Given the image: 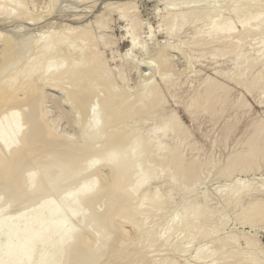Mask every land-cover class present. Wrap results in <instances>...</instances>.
I'll list each match as a JSON object with an SVG mask.
<instances>
[{"label":"rangeland","instance_id":"374dc122","mask_svg":"<svg viewBox=\"0 0 264 264\" xmlns=\"http://www.w3.org/2000/svg\"><path fill=\"white\" fill-rule=\"evenodd\" d=\"M32 1H33V3H31V8L33 9V7H34L33 4H35L36 7H37V12L38 13L40 12L39 14H42L40 16V18L37 19V21L33 20V19H31V21L27 20L25 18V16H26L25 14H24V18L22 17L23 14H21L22 15L21 17L23 19L21 17H20V19L17 18V17L16 18L15 17L7 18V16L4 17V15H0V29H1L0 33H2V34L5 33V38H4V34L3 35L1 34L0 40L2 38H4V40L6 38H8V40L11 39L13 41L12 44H11V40L9 41L10 42L9 44L11 45V46H9L8 42H7L8 41L7 39L5 40L7 43H5L4 40H1L0 41V47L3 45L2 43H4V45L5 44L8 45V46L5 45L6 47H11V49H13L15 47L14 45L16 44L17 47L14 48L15 52H17L18 47H19L18 50H20V49L22 50L21 53L24 52L23 54H21V53H19L20 51H18L19 54L18 53L17 54L19 55V57L15 53L14 54L15 56L13 55L12 58L10 57L11 60L9 58L10 61H8L6 59L10 64L8 62H6V65H5V63L3 64L4 61L0 58V62L2 60V63H1L2 65H0V67L3 66L0 69V71L2 70L0 78L3 77V76L4 77L5 76L6 77L7 76L8 77H14V75H11L13 73L12 71L16 69L14 67H17L19 64L23 63V64H21L19 66V68L17 67L18 70H19V72H18L19 75L17 74L18 70H16V72L14 71V73H13V74L16 73L17 75L15 74V76H17L18 78L14 77V78L10 79V78L7 77L5 79L3 77L4 79H2V78L0 79V83L3 80H5L4 81L5 83H7L6 81H8V83H9L8 84V89L6 87V90L9 93L5 89H3L4 85L2 86V84H4V82H2L0 84V87H2V89H3V90L1 89V91H0L1 92L0 93V112L1 113H3L4 111H6L9 108L11 102H9L7 100V98H10L12 94H14L13 96H15V94H16V96H19V97L21 95L25 96L23 98L21 97L19 99V97H18L16 99H18L19 101L22 102L20 107H19L20 108L19 110L21 112H24V111H26L28 109L27 108L28 107V101L26 99V95H27L28 91L31 90V87L28 88L31 85L30 84L28 85L29 82L28 83L26 82L28 78L25 76L26 74H25L24 70H25L27 64L30 63L34 67V72L35 73H34L33 76H37V80H35L37 83L34 80L31 81L32 78L30 79V83L35 82L34 84H32V86L33 85L35 86V84L37 85L38 83H44L43 88L45 90L41 89L40 93L42 92L41 94L45 96V99L47 98L46 101H45V105H46V108L49 110V118L52 119L53 123L55 122L56 126L55 125L54 126H55L57 132H59L58 134H56L57 136L59 135V137L56 138L55 137L56 135H54L53 138L55 140L57 139V140L63 141L67 137H71V139H73V137H74V140L76 141L77 147L74 148V150L70 151L72 153L74 152V154H73L74 156H77V155L86 156V154H88V153L94 156V155H96V153H98L100 151H104V150H106L109 147L112 149L115 145L118 146V144H119V146H123V147H121V149L123 148L124 149L123 151H125L126 146H129V147L131 146L129 144V143L132 142L131 141L132 140L131 136L136 134L135 131H136L137 128L140 129V127H141L143 129L142 132H140L139 129L136 132L138 133V131H139V133H142L140 135H143V138H144L143 140H146L145 137L146 138L149 137L150 136V132L154 131L155 129L159 130L160 128H162L164 123L161 124V122H165V120L167 119L166 117L169 116V115L175 118V122L181 123L183 128H184V130H186V127H187L188 130H186V131H189V132L185 133V135H184L185 138H183V140L180 138L181 140H179V142L184 143V144H181L180 151L182 150L181 152H183L184 154L186 153V156H187L186 159H190L189 161L187 160L185 162L188 165L192 164V172L186 171V170H184V172H183V169H181L179 167L178 168H174L173 166L170 167V165H169V163L167 161H166L167 163L160 161V163L162 162L161 164H163V165H161L159 163V158H158V161L157 160H153L154 157H156L155 152H153V147H149V149L147 148L148 150L152 149L151 152H153L152 154H150L151 153L150 151H148L149 153H147L148 154L147 155V157H148L147 161L149 162V164H148L147 161H146L147 163L145 162V160L147 158L146 157V153H145V151H147V149H146L144 152H141L143 157L142 156L140 157V155H141L140 154L137 158L134 159V160L139 162V164H138L139 166L137 165L138 162L135 163L136 161L133 163V165H134L133 166L131 163L134 160H132L130 162V165H129L130 168L128 170L126 168V170L124 171L123 174H121V176H117V175L113 176L114 173L112 175H110L111 174V170L110 169L108 170V168L105 167V166L102 167L104 169L100 168V170L102 169L100 177H101L102 180H105V181H103V183L106 182V181L107 182H111V180H112L113 183H114L113 184L114 188L112 186V183L110 184V183L106 182V184L109 185V187H110V189H107V192L106 191L105 192H101L100 195L98 196V198H96V199H94L92 201H87L88 205H89V203H91L89 206L87 205V202L84 203V206L87 205L90 208H94V209L90 210V212L91 211H93V212H91V213L89 212L90 214H92L93 217L91 216L92 221H91V218L88 220L89 224L87 222V227L91 223L93 225H95V227L93 228L92 227L93 225L91 224L92 228L90 226L88 227L90 229L88 230V233L86 232V236L88 234V237H92V238H90V239H92V243H96V245H93V246H94V248H97L103 242V239L101 238L102 236L104 238L105 235L106 236L108 235L107 234L108 232L112 233V232L115 231V233L116 232L117 233L116 234L113 233V235H111V236H113V238H114L113 240L114 241L107 248L108 251L106 250L105 254L102 257H100V259L99 258H94V257H89V258H86L85 260L79 261V264H153V260L154 259H155L154 260V264L155 263L156 264L157 263L158 264H162V262H160V261H163V259H164L163 263L165 262L164 264H170V261L172 262V260H178L179 262L181 261L180 264H182V263L183 264H199V262H203L204 261V260L200 261L202 258L205 259V262H207V264L211 263L210 260L212 259V261H213V258L215 259L214 262L215 263L217 262L216 264H219L218 262H221L220 264H222V263L223 264H231L233 261H234L233 262L234 264H237V263L238 264H243L244 263L243 260H245V264H250V263L253 262L251 260V258L252 259L255 258V261H257V259L263 260L262 262L264 264V256H263L264 255V222L263 221L261 222V220L258 221L256 219V213H254V211H256L255 209H259V206L262 205V202L264 203V200H262V199H264V192H258L260 188L261 189L264 188V144H263L264 143V135H263L262 143L258 144L259 146L255 145V147L253 146V148H252V147H249L248 144L246 143V139H247V136L249 135V129L251 128V126H253V125L258 123L259 126H262V128H264V96H263L264 95V92H263L264 91V84H263L264 81H263V79H261L262 81L259 82L260 78L264 77V69H263L264 68V61H263L264 60V47H263L264 46V20H262V17L264 18V16H263L264 15V12H263V7L264 6L262 7V6H259V5L257 6L256 5V8L255 9L253 8L252 11H251V7L248 5L249 3H248L247 0H245L244 3H243V0H242V2H241V0H239V3L241 2L240 4L238 3L237 0H234V1H237L238 4L231 2L232 5L236 4L237 7L236 6L235 7L237 9H235V7L232 9L233 6H231V4L229 3L230 2L229 0H193L194 2L192 0H187V1L186 0H173L170 3H168V4H166V0H56V1L54 0V2L52 1L51 3L48 0H32ZM246 1H247V3H246ZM250 1H253V2L256 1V3H257V1H259L258 4H260V0H249V2ZM207 3H209V4H207ZM261 3L264 4V0H261ZM228 4H230V5H228ZM263 4H260V5H263ZM192 6H195L197 9H199L197 11L198 13L197 12H195L196 14L193 13V14L196 15V16L194 15V17H193V14H190L191 12H189L190 9L188 8V7H192ZM257 7L258 8L259 7L262 8L261 20L263 22L259 23L258 25L255 24V23L248 24L249 27L248 26L247 27L250 30L248 28H246L247 30L242 31L245 28H241L240 26L239 27L237 26V28L235 30L236 34L233 33L232 35H230L231 37L229 36L228 38H226L224 40H223V37H222V35L220 33L212 34L211 37L208 38V40L205 38L206 33H208L207 31L210 28L209 23L213 19L212 17H214V18H215V16L218 17L219 18V22L221 24H223V23H225L227 21L236 20L235 18H237L240 15V13L242 14L243 11H244V13L247 11L249 13L254 14L255 13L254 11L257 9ZM185 10H186V12H185ZM187 10H189V11H187ZM231 10H233V11L231 12ZM260 10L261 9L259 8V12H260ZM257 11H258V9L256 10V12ZM197 14L199 15L198 18H196ZM179 15H185V20L182 23V26L178 25V24H180L179 23L180 20L178 19ZM82 16H84V17H82ZM174 17H175L176 21H175ZM168 18H169V20H167ZM191 18H193V19H191ZM195 18L196 19H200L199 20V24L202 25L203 32H202L201 36H199L198 38L192 39L193 31L196 28V21L197 20ZM3 19H4V21H3ZM15 19H16V21H15ZM172 20H173V22H172ZM98 21H100V22H98ZM168 21L169 22L171 21V22L169 23ZM101 22L106 24L105 28H104V24H101ZM98 23H99V25L101 24L103 26L102 27H101V25L99 26ZM171 23H173V24H171ZM86 24L89 25V26H87ZM171 25H172V27H170ZM80 27H82V29ZM132 27L135 30L137 28L136 32L138 34L137 42L139 44V46H138L139 48H137L131 54L130 51L132 49L131 50H129V49L131 47L133 48V46H132V43H131L130 39L128 38V29L132 28ZM66 28H68V29H66ZM71 29L74 32H75L76 29H77V31H80L78 29H81V31H80L81 33L77 32V31L74 33ZM91 29L94 30V31L90 32V35L92 33V35L90 36V35H88L89 33L86 34V32H87V30L89 32ZM167 29H169V30H167ZM67 30L70 31L71 36L69 34V31H67ZM83 30L86 31L84 36H83V34H84ZM176 30H177V32H176ZM239 30H241L242 32L238 33ZM59 31L61 32V34H65V33L68 32L67 36L69 35L70 37H68V38L69 39L71 38V39L69 40L67 38L69 41L67 39H65V42L67 44H65L64 47H68V48L70 47L71 48L72 46L76 45L77 46L78 55L74 54V56L75 57L77 56L78 60L82 61L83 63H84L83 60H85L86 58L89 59V57L87 55L88 54L87 52L90 51L89 48L93 47L94 42H95L93 40V38L95 39V36H96V38L98 39V40L97 39L96 40L99 42L98 43L99 45L97 44L98 47L96 45V49L99 50L100 54H103L102 57L103 56L105 57L104 61H107V63H105V64L106 65L108 64L106 66L107 70H108V73H109V74L107 73L108 76L110 75V72L112 74L110 77H108L106 75H105V77L108 78V79L111 78L112 80L109 79V81H108L109 83L105 82L107 80H105L106 78L103 77L104 75H102V78L100 79L101 74L98 71H95L96 70L95 68L98 65V64L96 65V63L99 60L97 58V61L95 60L96 62H94L93 57H92L94 55L93 54V55H89V56H90V58L92 57V61L94 62L95 65H93V62L91 61V59H89L91 61L89 64H90V66L92 64V67L89 66V64H88L89 60L88 59H86L87 62L85 61V65L82 63L83 66H86V65L89 66L88 69L90 71L88 70L87 74L84 75V73H86V72H82V71H86V70H84V67H83L81 69L82 71L79 74L75 75V77L76 76L78 77L79 75L81 77L83 75L82 78H79V79L78 78H74L70 73L68 74L69 76H67V73H66L67 77L63 76V75H65V73L62 75L63 77L60 76V77L57 78V76L55 77V75H52L50 77V78H52V77L54 78L55 77V78L59 79L60 83L62 84V88L63 87L67 88V89L63 88L66 91L65 90L63 91L62 88H60L61 85H60L59 81L57 79H55V78L53 79L54 81H51V80L50 81L53 82L55 85L57 84L56 88H55V85L53 83H49L50 82L49 79L48 80L45 79L44 80L45 82L44 81L41 82L42 81V77H41V73H39V72H41L42 68H44L43 66L46 67V65H50V63H48V62L51 61V63L53 64L54 63V58H52L53 56H50L49 59H48L49 61H48L47 60L48 55L45 56L43 51L42 52L40 51L42 49V43L41 42L36 43L37 41H35V39L38 40L40 37H43V39H45L46 35H48V36L50 35L51 36L52 34L55 36V35L59 34ZM65 31H67V32H65ZM82 32H83V34H82ZM38 33H39L40 36L38 35ZM93 33L95 34L94 37H93V35H94ZM249 33H251V35ZM33 34H34V36H33ZM74 34H77L80 37L78 39L74 40V38H72V36L77 38V35L74 36ZM80 34L82 35V37H81ZM234 35H235V37H233ZM26 36H27V39H31V38L34 37V39L29 40V41H30V43H31V41L35 42L36 45H35V43H33V45H35V46H33L32 43H31V45H30V46H32L31 48H30L29 45L27 46V44L25 42L27 41V43H28L29 41L26 39ZM85 36L88 37V38L85 39ZM13 38H15V39H13ZM19 38H20V40H19ZM218 38H219V40H218ZM25 39H26V41L21 42V40H25ZM71 40H72L73 43L71 42ZM220 40H223V41L226 40V41L224 43H222V41H220ZM230 41H231V43H230ZM226 42L230 43V44H227ZM91 43H93V45H91ZM4 45L1 48H4L5 47ZM70 45H72V46H70ZM87 45L91 46V47L88 48ZM26 46H27V48H26ZM107 46H109V47H107ZM40 47H41V49H40ZM175 47H176V49H175ZM1 48H0V50H1ZM32 48H34V49L32 50ZM36 48H38V49H36ZM96 49L94 48V51H96L95 54L98 53V51ZM141 49H143V50H141ZM85 50H88V51L86 52ZM224 50H227V51H224ZM229 50H231V51L228 52ZM35 51H37V53ZM34 52H35L36 55L34 54ZM28 53H30V54H28ZM40 53H43V54H40ZM234 53H235V55H234ZM37 54H39V56ZM125 54L127 56L128 55L129 56L131 55V57L133 56V58H132L133 63L132 64L128 63L129 59L127 60V58L129 56L125 57ZM154 54H155V56H154ZM20 55H22V56H20ZM42 55L45 57V59L48 62L45 61V59L41 60V56ZM70 55L72 56V54H70ZM86 55H87V57L83 58ZM71 56H70L71 61H69L70 60L69 56L68 57L67 56L64 57V61L67 59V61L65 62L66 66H68V65L70 66V64L72 63V61L74 59V56L73 57H71ZM34 58L36 59V61H34L35 60ZM99 58H100V55H99ZM18 59H19V61H18ZM102 59H104V58H101V60ZM243 59L244 60L246 59L245 60L246 62ZM14 61H15V66H14V63H13ZM42 61L43 62L45 61V62L44 63H40ZM16 62H20V63H18V65H17ZM68 62L69 63L71 62V63L69 64ZM135 62H136V64H135ZM11 63H13V64H11ZM45 63H48V64L45 65ZM236 63H238V64H236ZM239 63H241V66H240ZM41 64H43V65H41ZM236 65H239L240 68L237 67ZM5 66H7L6 71L8 73H6L4 71L5 70ZM40 67H41V69H40ZM93 67L95 69L93 71L99 73V75H98V73L94 72L95 75L97 74V76L100 79V81H98V82L96 81L98 79V77H95L94 73H93L94 78L91 75L92 72H93L91 69ZM235 71H236V74L234 73ZM257 73H259L260 75L257 74ZM88 74H90L92 77L89 76ZM122 74H123V76H122ZM38 76H39V78L40 77L41 78L38 79ZM49 76L50 75L46 76V78H48ZM88 76L91 77V78H89ZM20 77L21 78L24 77L22 82L20 81ZM65 77H66L65 82L61 81V79L65 78ZM85 77H86V79H85ZM34 78L36 79V77H34ZM95 78H97V79L95 80ZM103 78H105V79H103ZM7 79H9V80H7ZM84 79H85V81H84ZM90 79L95 80V81H91ZM241 79H243V80L246 79L243 82L244 84H242L243 80H241ZM13 80L15 82H14V85L12 86V91H11L10 90L11 89L10 82H12ZM78 80H81V81L79 82ZM113 80H115V81H113ZM240 80H241V82H240ZM19 81H20V85H18ZM150 81L153 84L155 83L159 87V89L161 88L160 93H159V98L163 97L161 99V104H162V102L166 103V104H163V105L158 104V106H160V107H158L157 105L154 106V107H151L152 109L151 108H150L151 110L148 109V112L145 111L143 113V115L141 114V111H139L138 109H136V110H138V112L137 111H135V112L133 111V109L135 110V108H132V110L129 109L131 107V105H132V107L133 106L134 107L135 106L138 107L140 105V107L144 108V110L147 109L146 108L147 106L146 107L144 106V105H147V104H145V102H146L145 98L142 99L143 101L145 100V102H141V100L139 98H137L136 96H137L138 93L140 94V92L143 89L147 88V86H145V87H142V86H144V85H148L149 86V83L151 84ZM155 81H157V82H155ZM208 81H210V83L211 82L212 83L210 84V87L208 86V87L204 88V89H206V91L203 90L202 99L207 97V93L208 92H210V93L212 92L210 90L212 88H214V86H217V85H222L223 86L222 87L223 89L221 88V90L219 92V93H221L222 97L219 94V97H220L218 99L219 101L216 100L218 104H215V102H213L214 103L213 105L211 104L212 107L213 106H217V108L213 109L214 107L213 108L209 107L208 109L201 110V111H199L197 113H194L193 115H190V113L185 109V107L181 103H184L185 101L188 100V102H190L191 105L193 104L192 107H191V110H193L194 106H195L194 105V102H195V97H194L195 94L194 93H196L200 89H203L204 84L206 82H208ZM62 82H64V83H62ZM78 82L80 83V85H79ZM81 82H82V84H81ZM88 82L90 84L93 82L91 85H89L90 87L88 86ZM95 82L98 83V84H96ZM103 82H105V84H103ZM237 82H239L240 84L237 83ZM46 83L49 86L46 85ZM23 84H24V86H23ZM50 84H53L54 88ZM108 84H109V86H107ZM110 84H112L113 89L111 88L112 86ZM113 84H115L116 86L113 85ZM140 84H142V85H140ZM5 85H7V84H5ZM17 85H18V87L22 86L23 90H24V88H25V90L23 91L22 88L19 87L18 89L16 88L17 89L16 91H18V92H16L14 88ZM26 85H27V89H26ZM59 85H60V87L58 88L57 86H59ZM212 85H214V86H212ZM109 88H111V90ZM13 89H14V91H13ZM4 90L7 93L4 92V94H2V91H4ZM26 90H27V92H26ZM114 90H118V92L117 91L114 92ZM223 90L226 91V92H224ZM10 91H11V93H10ZM19 91L20 92L22 91V92L20 93ZM72 91H74V92L72 93ZM112 92L116 93V94H112ZM162 92H164V93H162ZM25 93H26V95H25ZM69 93L73 94V96H72L73 98L69 96L70 95ZM127 93L130 96H132V97H130L129 95L128 96L125 95ZM107 94H109V95H107ZM110 94H112V96H110ZM114 95L118 96L119 98L114 96ZM160 95L161 96L163 95V96L161 97ZM107 96H110V98H112V99L114 97H116L114 99L117 100L118 102L121 101V103H118L116 101L114 103L113 100L110 102L111 99L108 101L109 98ZM3 97H4V99H3ZM78 97H79V99H78ZM228 97H229V99H228ZM126 98H128L130 100H126ZM132 98H134V99H132ZM231 99H232V101H230ZM6 100L8 101L7 104L4 103V101L6 102ZM102 100H104V101H102ZM105 100H107V101H105ZM125 100H126V103H124V104H125L126 107L129 105L128 106L129 111L123 105V102H125ZM131 100H132V103L130 102ZM135 101H136V103L137 102H139V103L136 104ZM100 102L101 103L103 102V103L101 104ZM104 102H106V103H104ZM127 102H130V103L127 104ZM96 103L100 105L101 109L105 108L104 111L101 110V109H99V110H101L100 112L103 111V113H105V114H101V115L102 116L104 115L103 117H106L107 124L109 122L108 127L106 125V129H108L109 127L112 128V129L109 128V131L105 129V131L101 135L103 140H101V137L98 136L99 138H94V139H91L90 141H87L86 140V134H83V132H81V130L82 131L85 130V129H83L84 128V126H83L84 123H81L83 125H79V127H77V124H75L74 122L76 121V119H81V120H83L85 122V119H86L87 113H88V109L92 108V106H94L93 104L97 105ZM5 104H6L7 107L5 106ZM120 104H121V106H123V109L120 108L121 107ZM133 104H136V105H133ZM99 105H97V107H99ZM102 105H103V107H102ZM116 105H118V106H116ZM227 105H228V107H227ZM110 106L111 107L114 106L113 109ZM23 107H25V108H23ZM230 107H232V108H230ZM237 107H239V109ZM110 108L112 110H110ZM227 108H229V109H227ZM64 110H66V112H64ZM108 110L110 112H108ZM123 110L127 111L126 116H124L126 112H124ZM149 110L151 112H149ZM63 112L65 114H63ZM114 112H115V114H114ZM139 112H140V115H138ZM240 112H243V113H241L242 114L241 116H240ZM118 113L120 114V116H119ZM146 113H148V114H146ZM150 113H151V115H150ZM136 114H137V116H136ZM156 114H157V116H156ZM221 114H223L222 117H221ZM117 115H118V118L116 117ZM133 115H134V117L137 120L136 119L134 120ZM229 115H231V116L234 115L233 117L235 119L237 118L235 116H240V117H238V119L234 122L233 117L231 119L230 118L231 116H229ZM107 116H109V117H107ZM123 117H125V118H123ZM127 117H128L129 120L126 119ZM144 117H146V118H144ZM162 118H163V121H162ZM239 118H241V120H239ZM120 119H122V121ZM225 119L227 120V124H225ZM230 119H231V121H228ZM83 121H81V122H83ZM129 121H130L131 124H129ZM133 121L136 124H134ZM238 121H240V123ZM110 122H112V123L110 124ZM119 122H121V123H119ZM229 122H234V124L236 126H234L233 123H231V125H230ZM116 123H119V124H116ZM123 123H125V124H123ZM181 124H179V125H181ZM159 125L160 126L162 125V126L160 127ZM226 125L227 126L229 125V126L226 127ZM232 125L234 126L233 128H232ZM26 126L27 125L24 124L25 128H26ZM80 126H81V128H80ZM117 126H120V127L123 126V127L118 129ZM153 126H156V127L154 128ZM128 127H130V129ZM158 127H160V128L157 129ZM76 128H79V130L76 129ZM114 128L117 131L118 130L120 131V129H123L124 133L123 134L121 133L122 130L120 132L116 131L117 132L116 133V132H114L115 131ZM174 128H176V124L175 123L168 128V130L169 129L172 130V131L171 130L168 131V133L170 132L169 133L170 137L168 138V142L171 143V144L176 142V140L179 139L178 137L176 138V136H178V133L176 131L177 129H174ZM224 128H225V130H221V129H224ZM125 129H126L127 132L125 131ZM134 129H135V131H133ZM142 129H140V130H142ZM229 129H230V131H229ZM110 130H111V132H110ZM129 130L134 132L133 135L132 134H127V133H129ZM150 130H152V131H150ZM106 131H108L110 133L107 132L108 133L107 134ZM112 131H113V133H112ZM78 132H80V134L82 133L81 136H83V137H80L79 136L80 134H78ZM145 132H146V134H145ZM147 132L149 133L148 136H147V134H148ZM226 132H228V133L225 134ZM118 133H119V135H118ZM72 134H74V136ZM104 134L105 135L107 134V136L108 135L109 136L106 138V136H103ZM64 135H66V138H65ZM129 135H130L131 138L127 137ZM226 135L228 137H224ZM243 136H244V138L245 137L246 138L243 139L242 138ZM75 137H76V139H75ZM77 137H79V138H77ZM109 137H111V138H109ZM120 137H121V139H120ZM140 137H139L140 140H142V136H140ZM105 138H106V140H105ZM115 138H117V139L115 140ZM126 138L128 139V141H126L127 140ZM175 138H176V140H175ZM225 138H228V140L227 139L225 140ZM67 139H69V138H67ZM78 139L82 140V141H79ZM122 139H123V141H122ZM129 139H131V140H129ZM84 140H85V142L83 144L82 142ZM100 140H101L102 144L100 142H98ZM133 140H134V138H133ZM224 140L228 144H225ZM103 141H105V144H103L104 143ZM212 141H215V142H212ZM94 142L95 143L98 142L97 144L99 145V147L96 146ZM238 142H239V144H238ZM242 142H243V144H242ZM26 144H27V141H26ZM234 144H235V146H234ZM240 144H242V148H240V146H241ZM261 144H262V146H261ZM92 145L95 146V147H91ZM237 145H239V146H237ZM243 145L246 146V149L244 148L245 146L243 147ZM26 146H28V147H32L33 146L32 149H31L32 152L31 151L28 152V154L26 155L27 157L25 156L26 159L24 158L25 161L23 160L22 164H21V162L16 164L9 158L10 160L8 159L9 161L6 162L7 164L3 165L4 168L0 167V170H1L0 171V176H1L0 177V182H1L0 183V186H1L0 187V192L2 190H4L5 188H7L6 187L7 185H8V188L11 187L12 190L16 191V192L15 191H11L13 194L11 193L12 195L10 194L8 196H5L4 197L5 201L2 202V204L3 203L6 204L7 202L12 204L13 201L15 202V204L13 202V205H10L11 208L7 206L11 212H14L16 210V207L18 208L22 204V201L24 199L27 200L28 197H29V194H28V192L26 190V183H25V179H24L25 172L27 170H29V169H35V168L37 170H39L40 167L42 168V166H44L42 168L44 171L43 170L42 171L39 170V172L41 171L40 173L44 174L46 171H48V169H47L48 165H50V163L51 164L54 163L55 161L53 162V160H56L55 158H57L58 156L64 154V152H65L64 149H59V150H57L55 152L54 155L50 156V154L48 152V146L45 143H42V142L29 141V144H27ZM162 146H163L162 148L164 149V152L166 153L167 152V148H165L166 144L165 145L162 144ZM90 147H91V149H89ZM129 147H127V148H129ZM186 147H187V150H186ZM247 147H248V149H247ZM201 148H203V150ZM243 148H244V150H243ZM77 149H79L80 151L77 150ZM224 149H226V150H224ZM241 149H242V151L239 152V150H241ZM81 150L84 153H82ZM126 150L128 151V153H130V149H126ZM247 150L250 153H252V154H250L251 155V159L249 158L251 162L250 161L248 163L244 162L245 164L243 163V161H237L236 162V160H237L236 158L241 154V152L247 151ZM39 151H41V152H39ZM142 151H143V149H142ZM204 153H205V156H204ZM144 155H145V160H144ZM151 155H154V156H151ZM52 156H53V158H52ZM254 156H256V157H254ZM46 157L48 159H46ZM252 157H254L253 158L254 160L252 159ZM36 158L37 159H41V160H37ZM139 158H140V161L138 160ZM151 158H152V160H150ZM155 159H157V157ZM43 160L45 161V163H44ZM142 160H143V162H142ZM196 160L198 161V163H197ZM152 161H154V162H152ZM207 161H208V163H207ZM230 161L233 162V164ZM40 162H41V164H39ZM84 162H85V160H83L81 162L82 164H81L80 167H81L82 170H84L86 172V170L83 168V167H85V164H86ZM35 163L36 164L38 163V164L35 165ZM227 163H228V165H227ZM67 164L68 163H64V164L61 163V164H59L57 166L55 165V166L59 170L62 169L61 171H63V173H64L65 170L68 167V166H65ZM230 164H231V166H230ZM131 165L133 167L132 171H131V168H132ZM135 165H137L136 166L137 168L135 167ZM144 165L148 169H150V167H151V169H153V172L150 169L152 173L150 172V173L147 174V176L149 175V177H148V185H147L148 186V190L145 193H143V194L139 192V194L136 193V195H134L135 193L134 194L132 193L134 195L133 196L134 198H133L131 196L132 194H130L131 191H129V192L127 191L128 192L127 193L126 190H125V187L132 182V180L134 179L133 176L137 177V174H140V170L141 169H143V170H141L142 174H146L147 172L150 171V170H146V168H144ZM158 165H159V167H161V166H163V167L158 168ZM164 165H167V166H164ZM198 165H200V167H198ZM19 166H20V168H19ZM80 167H79V169H80ZM134 167H135L136 170L134 169ZM227 167L230 168V169H228ZM234 167H236L235 170H234ZM11 168H12V170H11ZM154 168H156V169H154ZM81 169L78 171L80 175L77 172V174L79 176H77L76 174H72V176L73 175L76 176L75 178L72 177V176H70V177L69 176L68 177L63 176L64 178L62 177V178L58 179V181H57L58 182V186L57 187L50 184L52 186V187L49 186L50 188H52L51 191L52 192H56V193L58 192L57 194H59V192H61V189H63V190H64V188L67 189L68 186L70 187L71 185L75 186L76 185L75 183H77L78 179L82 175L88 176V178H90V176L94 177L96 175V173H97V170L96 171L95 170H90V171H87L86 173L85 172L81 173ZM199 169H201V171ZM231 169H233V170H231ZM129 170H130L131 174H129L130 173ZM137 170H139V172ZM229 170H230V172H229ZM105 171H106V173H105ZM134 171H136V172L134 173ZM193 171H194V173H193ZM109 172H110V174H108ZM125 172H129V173L125 174ZM47 173H45V176H46ZM176 173H178V174H176ZM124 174H125V177L123 178L122 176H124ZM108 175L110 176V180H108V178H109ZM129 175L130 176L133 175L132 178ZM107 176H108V178L106 179ZM192 176H194V177H192ZM196 177H197V179H196ZM3 178L5 180H3ZM128 178H130L131 182L129 181ZM12 179H13V181H11ZM63 181H65V182H63ZM133 181L136 182V180H133ZM59 182L60 183L62 182V183L59 184ZM120 182H122V183H120ZM135 182H132L133 185H134ZM190 182H192V183H190ZM193 182H194V184H193ZM235 183H238V184H235ZM246 183H248V184H246ZM123 184H125V185H123ZM55 185H57V184H55ZM110 185L112 186V188H111ZM133 185H129V187H127V188L130 190ZM236 185H237V189H238V187H239V189L236 190V188H235L236 191H234V187H236ZM241 185H243L242 188H244V186H246L245 189L242 190L240 188ZM14 186H15V188H14ZM248 186L251 187V189L253 190V191H251L252 193H250V191H248L250 189V188H248ZM229 188H231L232 191H230L231 189H229ZM246 189H248L247 191L250 194H248V193H247L248 195L244 194L245 196H244V198H242L241 196H243V195L241 193H243V191H245ZM124 190H125V193H124ZM154 190L157 191V194L159 195V198H158V195L153 194ZM169 190L172 191L173 197L175 196V198H172L169 201L170 204L167 203V202L164 203L163 200L161 199ZM227 190H229L230 193ZM224 191H226V192H224ZM113 192H115V193H113ZM231 192L232 193L234 192L233 193L234 195H232ZM1 193L3 194V192H1ZM225 193H229V194H227L229 197ZM128 194H130V196ZM151 194L154 197L156 196L155 197L156 199H154V197L152 198ZM204 194L206 195V197H205ZM222 194L224 196H226V198H227L226 200H225V197H222L223 196ZM20 195H21V197H20ZM23 195H25V196H23ZM137 195L139 197H136ZM235 195H237V196H235ZM208 197H209V199H208ZM255 197H258L257 201L258 200H262V201L261 202L258 201V202L254 203L253 200L255 199ZM116 198H118V199H116ZM128 198H132V200H130ZM138 198H140V199L138 200ZM206 198H207V200H206ZM229 198L230 199L232 198L231 201H228V200H230ZM152 199H153V203L154 204L150 203V202H152L151 201ZM9 200H10V202H9ZM125 200H127V203L126 202H125L126 204L124 203L126 206L123 204L125 206V208L123 209L124 210L123 212L125 213V210L126 209L128 210L127 204L129 205V209H131L132 212H130L131 210H129V212H126L125 214L123 213L124 215L122 213L116 215V217L114 218V220L117 219V220H115L116 223L118 222L116 224V227H117L116 228L115 227V222L111 218H110V220H112V221H107V220H109V217H111L113 215L114 211H116V209H117V207L119 205H120L121 208L124 207L122 205V203ZM154 200H155V202H154ZM205 200L209 203V205H208L207 202H205ZM235 200H236V202H234ZM251 200L253 201V203H252ZM130 201L134 202V203L131 202L133 205L130 203ZM146 201H148V202L150 201L148 204H151V205H148ZM195 201L197 202V204H196ZM136 202L139 203V204H137ZM250 202H251V204H250ZM96 203H98V204H96ZM161 203H163V204H161ZM189 203L191 205H192V203H193V205L194 204H196V205H194V206L192 205L193 207H191V205ZM202 203H204L205 205L202 204ZM256 203H258V204H256ZM116 204H118V205H116ZM206 204H207V206H206ZM230 204H231V206H230ZM95 205H97V206H95ZM113 205H115V208H112V207H114ZM142 205L144 207H142ZM185 205H186V208L184 207ZM200 205L203 208V210L201 208L200 209L198 208ZM87 206H86V208H88ZM147 206H149V207H147ZM151 206H152V208L153 207L156 208L155 209L156 210L155 213H154V210H153L154 208L152 209ZM195 206L198 209H196ZM204 206H206V207L204 208ZM255 206H257V207H255ZM130 207H132L133 209L130 208ZM141 207L144 208V209L140 210ZM160 207H161V209H160ZM183 207H184V209L189 208V211H188V213L190 214L189 217H188L189 219H185L186 222H188V224L184 222L185 224L183 223L182 226L181 225L178 226L179 225L178 223H181L183 221V219H184L182 217L184 215L183 213H185V210L183 209ZM247 207H248V210H247ZM8 208H6V209L8 210ZM12 208H15V210L12 209ZM89 209H88V211H89ZM109 209L111 210V212L108 211ZM190 209L191 210L194 209V210H196V212L194 210L191 211ZM134 210L137 212V214L140 212L141 215L138 214L139 215L138 216L137 214L133 213V212H135ZM171 210L174 211L175 214ZM199 210H200V214L196 215L199 212ZM112 211H113V213H112ZM150 211L154 214V216H153V214L152 215L150 214L151 213ZM164 211H166L167 213H165ZM204 211H205V213L207 212L206 213L207 215L204 213ZM217 211L219 213H217ZM246 212L247 213L249 212V213L247 214ZM244 213L247 215V216L245 215L246 217L244 216ZM106 214L108 216L110 214L111 215L108 217ZM128 214H132L133 216L131 215L129 217ZM172 215H173V217L175 216L174 218L176 219V221H177V218H178V220L183 218L182 221L179 220L180 222L178 221V223H177L178 224L177 226L179 228L181 227L182 229L181 228L179 229L177 227L179 230H176V224H175L176 222L174 223L173 221H171V219L173 218ZM141 216L142 217L144 216L143 217V222H142V220L140 222ZM123 217H125V218H123ZM126 217L129 218V219H126ZM145 217L146 218L148 217V220ZM251 217H252V219H251ZM93 218L95 219L94 222H93ZM122 218H123V220L124 219L125 220L123 221ZM253 218L255 220H253ZM119 219L122 220V221H120ZM134 219H137L135 221H138V219H139L140 223L136 222V224H137L136 225L134 223L135 222ZM96 220L98 221V223H97ZM166 220H169V221H166ZM187 220H189V221H187ZM190 220H192L193 222L190 221ZM198 220L200 221V223L198 222ZM130 221H132V222H130ZM201 221H203V222H201ZM251 221H254V222H251ZM108 222H109V224H108ZM122 222L125 223V226H123L124 223H122ZM127 222H128V224H127ZM144 222H145V225H144ZM159 222L160 223L162 222V225L158 224ZM164 222H166L167 225ZM112 223L114 225H112ZM141 223H143V224L141 225ZM148 223L151 224V227H152V228L150 227L151 229L148 227L149 226ZM156 224H158V225H156ZM164 224H165V226H164ZM171 225H173L172 228H174L177 231V233L179 231L180 235L177 234V233L174 234V233L171 232V230H173V232L175 231L174 229L171 228ZM188 225H190V226H188ZM202 225H203V227H202ZM96 226H98V229H100V230L104 229L103 227L105 226L106 232L104 230L105 234H102L101 236H99V234H98L99 237L96 238V241H95L94 240L95 238H93V234L92 233H94L96 235L97 230H96V232H93V231H95L93 229H95ZM111 226H114L112 228L118 229L119 232H121V234L118 233V230H115V229L112 230ZM133 226L136 229H134ZM142 226L144 227V229L146 228L145 230H147V231L149 229L150 233L146 232L145 230L143 231V229H142L143 227ZM155 226H156V228H155ZM167 226H168V228H167ZM147 227H148V229H147ZM188 227H190V228H188ZM201 227L204 228V229L205 228L209 229L206 232H205L206 229L205 230L203 229L204 232L206 233L205 235H207L208 232H209V235L205 236L206 238H204V240L202 239L203 241L199 240V242L196 243V246L198 247V250H201L205 246L204 248L206 250H204V249L203 250L208 253V254L205 253L206 255L204 254L205 257H201V255L198 254L197 247L195 246V249H194L193 245L190 243V242L195 240L194 239L195 237H193V236H195L194 234L196 233V235H197L199 233L198 231L202 230ZM122 228H123L124 231L122 230ZM139 228L141 229L140 231L142 233L139 232ZM163 228H164V230H163ZM211 228H213V229H211ZM111 230H112V232H110ZM120 230H122L123 232L120 231ZM153 230H155V231L153 232ZM159 230H161L162 232L159 231ZM189 230H190V232H188ZM168 231L170 232V234H174V236L172 238H170L169 241L163 242L164 239H162V238H164V236L166 237L167 233H169ZM100 232L98 231L97 233H100ZM104 232L102 231V233H104ZM143 232H145V233H143ZM181 232H182V234H181ZM123 233L124 234L127 233V234L123 236ZM165 233H166V235H165ZM188 233H189V235H188ZM145 234H146V237L144 238ZM154 234L157 235L156 238H155ZM185 234H186L187 237H185ZM95 235H94V237H97V235L96 236ZM137 235L143 237L144 241L141 240V237L137 238L138 237ZM161 235H162V237H161ZM106 236H105V238H106ZM111 236H109V237H111ZM119 236H120V238H119ZM126 236L127 237L129 236V237L127 238ZM151 236L154 239L151 240V238H149ZM159 236H160V238H159ZM225 236H226V240H227V238L229 239V237L230 238L232 237L231 239H229V241L225 240L228 243V246H227V243L225 241L223 242V240H222V238L224 239ZM170 237H171V235H170ZM99 238H101V240H100V242H98L99 243V245H98L97 240L99 241ZM129 238H132V239H134L135 242L136 241H138V242L135 243L134 241H131V239L129 240ZM146 238L148 240H146ZM157 238H159L160 240H155ZM220 238H221V242L219 240ZM236 238H237L238 242H237V240H235ZM122 239L125 241V242L123 241L124 243H121ZM191 239H192V241H191ZM171 240L172 241L174 240V241L172 242ZM254 240L257 241V244L254 243ZM130 241H131V243H130ZM151 241H153V243H151ZM232 241H234V242H232ZM118 242L121 243V244H119ZM146 243H147V245H146ZM155 243H157L156 246H155ZM231 243H234L233 246H232ZM181 244H182V246H179ZM199 245L202 248H199ZM222 245H223V248L224 247L225 248L223 250L222 249H218V247L220 248V247H222ZM224 245H226V246H224ZM129 246H130L131 249L128 248ZM144 246L146 247V249H148V247H149L150 250L152 249V251L149 252V249L147 251L144 250L145 249ZM153 246H155V248ZM177 246H179L181 248H178ZM111 247H113V248H111ZM139 247H140V249H139ZM232 247H234L235 249L237 248V249L235 250ZM35 248H36V250H33V251H35L37 253L42 250L40 248V246H39V248H38V246H35ZM35 248H33V249H35ZM37 248L39 249V251H37L38 250ZM43 248H45V246H43ZM124 248H126L128 251H126V249H124ZM255 248L256 249L259 248L258 249L259 251L256 250ZM231 249L234 250V253H233V251L231 252ZM240 249L243 250V251H241ZM253 249H254L255 253H252ZM46 250L47 249H45L43 251L45 252ZM120 250H122V251L120 252ZM213 250H216V251H213ZM220 250H222L223 252L222 251L220 252ZM224 250H225V252H224ZM194 251L195 252L197 251V252L195 253ZM35 252H34V255L36 254ZM215 252H218V254H216V256H217L216 258H215L214 255H211V253L214 254ZM243 252H245L244 254H245V256H247L249 258V261L251 260L252 262L250 261L248 263L247 262L248 261L247 257H246L247 259H244L245 256L241 257ZM248 252H250V253H248ZM41 253H43V252H41ZM122 253H124V254L126 253V254L124 255ZM147 253H148V255H147ZM219 253L222 254V255H223V253H225V254L223 256L222 255L220 256ZM256 253L258 255H256ZM38 254L40 255V252ZM121 254H122V256H121ZM164 254H165V256H164ZM209 254H210V256H209ZM250 254L253 255L254 258L252 256H249ZM37 255H35V256H37ZM196 255H198V256L196 257ZM225 255L230 256V257L226 256V258H225ZM237 255H238V257H237ZM208 256H209V258H208ZM232 256H234V257H232ZM37 257H39V256H37ZM37 257H35V258H37ZM116 257H118V258H116ZM221 257H223L224 260ZM239 257H241V258H239ZM199 258H200V260H198ZM237 258H239V259H237ZM38 259L39 258H37L35 260L33 259L34 261L32 260V264H37V260ZM158 259H159V261L156 262V260H158ZM166 260L169 263H167ZM231 260H232V262H231ZM237 260H239V261H237ZM228 261H230L231 263H227ZM75 262H72L71 260H69L67 264H75Z\"/></svg>","mask_w":264,"mask_h":264},{"label":"bare ground","instance_id":"6f19581e","mask_svg":"<svg viewBox=\"0 0 264 264\" xmlns=\"http://www.w3.org/2000/svg\"><path fill=\"white\" fill-rule=\"evenodd\" d=\"M50 3L53 1L54 2V0H48ZM47 1V2H48ZM56 1V0H55ZM171 1H173V0H166V4H168V3H170ZM187 1V0H186ZM193 1V0H192ZM230 2V4H231V6H233L232 7V9L236 6V4H233L232 5V3L231 2H233V3H237V1H238V3H239V0H237V1H234V0H229ZM248 1V5L251 7V11H252V9L254 8H256V5L258 6H264V4L263 3H261V0H260V4H263V5H260V4H258L259 3V1H257V3H256V1L255 2H253V1H250L249 2V0H247ZM247 1H246V3H247ZM194 2V1H193ZM241 2H242V0H241ZM240 2V3H241ZM245 2V0H243V3ZM31 3H33V1L32 0H0V15H4V17H6L7 16V18H12V17H17V18H19L20 19V17L22 16L21 14H23V18H24V14L26 15L25 16V18L27 19V20H30L31 21V19H33V20H36L37 21V19L38 18H40V16L42 15V14H39L38 12H37V7H36V5L35 4H33V9L31 8ZM49 3V4H50ZM187 3V2H186ZM196 3V2H195ZM228 3V2H227ZM237 3V4H238ZM239 3V4H240ZM53 4V3H52ZM193 4V3H192ZM207 4H209V3H207ZM213 4V3H212ZM211 4V5H212ZM215 4V3H214ZM230 4H228V5H230ZM128 5V4H127ZM180 5V4H179ZM185 5V4H184ZM183 5V6H184ZM191 5V4H190ZM125 6V5H124ZM211 7V6H210ZM228 7V6H227ZM237 7V6H236ZM235 7V9H237ZM247 7V6H246ZM189 9H190V11L189 10H187V11H189V12H191L190 14H193V13H195V12H197L199 9H197L195 6H192V7H188ZM230 8V7H229ZM259 8L261 9L260 10V12H259ZM257 7V9H258V11L256 12V10L254 11L255 13L254 14H252V13H249V12H245L244 13V11H243V13L241 14L240 13V15L237 17V18H235L236 20H234V21H227V22H225V23H223V24H221L220 22H219V18L218 17H216L215 16V18L214 17H212L213 19L210 21V23H209V26H210V28H209V30L207 31L208 33H206V36H205V38L208 40V38L209 37H211V35L212 34H214V33H220L221 35H222V37H223V40L224 39H226V38H228L230 35H232L233 33H235V30H236V28H237V26L239 27H241V28H245V29H243L242 31H244V30H247L246 28H248L249 26H248V24H252V23H255V24H259V23H261V22H263L262 20H264V18L261 16L262 15V13H261V11H262V8L261 7ZM231 9V8H230ZM245 9V8H244ZM209 10V9H208ZM48 11V10H47ZM211 11V10H210ZM233 10H231V12H232ZM249 11V10H248ZM185 12H186V10H185ZM213 12V11H212ZM263 12H264V7H263ZM3 13V14H2ZM177 13V12H176ZM179 13V12H178ZM198 13V12H197ZM46 14V13H45ZM124 14V13H123ZM196 14V13H195ZM195 14H193V17H194V15ZM18 15V16H17ZM177 15V14H176ZM188 15V14H187ZM238 15V14H237ZM191 16V15H190ZM196 16V15H195ZM198 14H197V17L196 18H198ZM264 16V15H263ZM21 17V18H22ZM43 17V16H42ZM82 17H84V16H82ZM261 17H262V20H261ZM22 18V19H23ZM74 18V17H73ZM76 18V17H75ZM195 18V19H196ZM173 19V18H172ZM174 19H175V17H174ZM178 19L180 20V24H178L179 26H182V23L184 22V20H185V15H179L178 16ZM191 19H193V18H191ZM190 19V20H191ZM194 19V20H195ZM229 19V18H228ZM167 20H169V18L167 19ZM197 21H196V28L194 29V31H193V35H192V39H196V38H198L199 36H201V34H202V32H203V28H202V25H200L199 24V20L200 19H196ZM261 20V21H260ZM3 21H4V19H3ZM15 21H16V19H15ZM39 21V20H38ZM175 21H176V19H175ZM98 22H100V21H98ZM169 22V21H168ZM167 22V23H168ZM171 22V21H170ZM169 22V23H170ZM172 22H173V20H172ZM96 23V22H95ZM175 23V22H174ZM66 24V23H65ZM101 24H104V28H105V26H106V24L105 23H102L101 22ZM100 24V25H101ZM171 24H173V23H171ZM87 25V24H86ZM96 25V24H95ZM98 25H99V23H98ZM97 25V26H98ZM99 25V26H100ZM87 26H89V25H87ZM103 25H101V27H102ZM248 26V27H247ZM167 27V26H166ZM170 27H172V25L170 26ZM178 27V26H177ZM77 28V27H76ZM81 29H82V27H80ZM84 28V27H83ZM107 28V27H106ZM179 28V27H178ZM259 28V27H258ZM66 29H68V28H66ZM81 29H78V30H80L81 31ZM94 29V28H93ZM174 29V28H173ZM249 29V28H248ZM1 30V29H0ZM64 30V29H63ZM72 30V29H71ZM99 30V29H98ZM104 30V29H103ZM136 30H137V28H136ZM136 30L132 27V28H129L128 29V38L130 39V41H131V43H132V46H133V48L131 47L129 50H131L130 51V53L132 54L137 48H139L138 46H139V44H138V42H137V39H138V34H137V32H136ZM167 30H169V29H167ZM175 30V29H174ZM179 30V29H178ZM250 30V29H249ZM252 30V29H251ZM47 31V30H46ZM67 31H69V30H67ZM67 31H65V32H67ZM73 31V30H72ZM77 31V29L75 30V32ZM80 31H77V32H79V33H81ZM84 31V30H83ZM91 31H94V30H90L89 32H88V30H87V32L86 31H84V34H83V32H82V34H83V36L85 35V32H86V34H88V35H90V32ZM241 30H239L238 31V33H240V32H242ZM256 31V30H255ZM63 32V31H62ZM64 32V33H65ZM74 32V31H73ZM72 32V33H73ZM74 32V33H75ZM170 32V31H169ZM176 32H177V30H176ZM254 32V31H253ZM56 33V32H55ZM68 33V32H67ZM67 33H65V34H61V32L59 31V34H57V35H46V38L45 39H43V37H40L38 40L37 39H35V41H37L36 43H38V42H41L42 43V49H41V47H40V51L42 52L43 51V53L45 54V56L46 55H48V58H47V60L49 59V57L50 56H53L52 58H54V63L52 64L51 63V61L50 62H48L46 59H45V57L42 55L41 56V60H43V59H45V61H47L48 63H50V65H46V64H48V63H45V65H46V67L45 66H43L44 68H42V70H41V72H39V73H41V77H42V81L41 82H43L45 79L46 80H48L49 79V81L51 80V81H54L53 79L57 76V78L58 77H60V76H62L64 73H65V75H63V76H66V73H67V76H69L68 74L70 73L74 78H82V76L80 77V75L77 77H75V75H77V74H79L82 70V68L84 67V70H86V71H82V72H86V73H84V75H86L87 74V72H88V68H89V66H90V62L92 61V57H93V60H94V62H96L97 61V58H98V62L96 63V70L94 69V67L91 69L92 71L93 70H95V71H98L100 74H101V77H100V79L102 78V75H104L103 77H105V75L106 76H108V70H107V65L105 64V63H107V61H104L105 60V57L103 56L102 57V55L103 54H100L99 53V50H97L96 49V45L99 43L97 40V38H96V36H95V34L93 35V37L95 36V39L93 38V40L95 41L94 42V45H93V43H91V45H93V47L92 48H89V47H91V46H88V48L90 49V51L89 52H87L88 50H85L87 53V55H88V57H89V59H91V61L88 59V58H86L87 57V55L85 56V57H83V58H86V59H88L89 60V62H88V64H89V66H83V64L85 65V61H86V59L85 60H83L84 61V63L82 62V61H79L78 60V58H77V56L75 57L74 56V54H77L78 55V52H77V46L75 45V46H72V45H70V46H72L71 48L69 47H64L65 46V44H67L66 42H65V39H67L68 37H70L71 36V34H70V31H69V34H70V36L68 35L67 36ZM168 33V32H167ZM172 33V32H171ZM1 34L2 33H0V36H1ZM4 34V38H5V33H3ZM2 34V35H3ZM78 34V33H77ZM77 34H74V36L75 35H77ZM175 34V33H174ZM204 34V33H203ZM236 34V33H235ZM244 34V33H243ZM250 35H251V33H249ZM253 34V33H252ZM7 35V34H6ZM38 35H39V33H38ZM37 35V36H38ZM79 35V34H78ZM77 35V38H75V37H73L72 36V38H74V40H76V39H78L80 36H78ZM81 35V34H80ZM91 35H92V33H91ZM90 35V36H91ZM171 35V34H170ZM238 35V34H237ZM29 36V35H28ZM33 36H34V34H33ZM40 36V35H39ZM48 36V37H47ZM112 36V35H111ZM240 36V35H239ZM238 36V37H239ZM32 37V36H31ZM30 37V38H31ZM81 37H82V35H81ZM231 37V36H230ZM233 37H235V35L233 36ZM4 38H2L1 40H4ZM29 38V37H28ZM36 38V37H35ZM88 37H86L85 36V39H87ZM91 38V37H90ZM251 38V37H250ZM255 38V37H254ZM7 40H8V38H6ZM5 39V40H6ZM10 39V38H9ZM13 39H15V38H13ZM17 39V38H16ZM26 39H27V36H26ZM26 39L25 40H21V42H24V41H26ZM32 39H34V37L33 38H31V39H27L28 41L29 40H32ZM69 39V38H68ZM67 39V40H68ZM71 39V38H70ZM69 39V40H70ZM97 39V40H96ZM106 39V38H105ZM205 39V40H206ZM252 39V38H251ZM0 40V41H1ZM4 40V42L5 43H7L8 42V45L9 46H11L9 43V41L11 40H8L7 42ZM19 40H20V38H19ZM68 40V41H69ZM83 40V39H82ZM104 40V39H103ZM206 40V41H207ZM215 40V39H214ZM218 40H219V38H218ZM223 40H220V41H222V43H224L225 41H223ZM34 41V40H33ZM86 41V40H85ZM84 41V42H85ZM92 41V40H91ZM12 40H11V44H12ZM65 42V43H64ZM71 42H72V40H71ZM83 42V41H82ZM89 42V41H88ZM93 42V41H92ZM104 42V41H103ZM209 42V41H208ZM211 42V41H210ZM237 42V41H236ZM18 43V42H17ZM20 43V42H19ZM26 44H27V46L29 45H31V43H32V45H33V43H35V42H32L31 41V43H30V41L27 43V41L25 42ZM24 43V44H25ZM36 43H35V45H36ZM73 43V42H72ZM220 43V42H219ZM218 43V44H219ZM227 43V42H226ZM230 43H231V41H230ZM230 43H227V44H230ZM238 43V42H237ZM3 45H4V43H2ZM64 44V45H63ZM88 44V43H87ZM177 44V43H176ZM175 44V45H176ZM207 44V43H206ZM209 44V43H208ZM235 44V43H234ZM3 45L1 46V47H3ZM5 45H7V44H5ZM4 45V46H5ZM7 45V46H8ZM21 45V44H20ZM35 45H33V46H35ZM99 45V44H98ZM98 45H97V47H98ZM171 45V44H170ZM188 45V44H187ZM204 45V44H203ZM259 45V44H258ZM261 45V44H260ZM15 46V47H14ZM13 47L14 48H16L17 46H16V44L14 45ZM27 46H26V48H27ZM67 46V45H66ZM141 46V45H140ZM237 46V45H236ZM0 47V48H1ZM6 47V46H5ZM1 48V50H0V58L4 61L3 62V64L5 63V65H6V62H8V61H10L11 60V58H12V56L16 53V55H18L19 53H21V49L20 50H18L19 49V47H18V49H17V52H15V49L13 48V49H11V47H6V48ZM32 46H30V48H31ZM105 47V46H104ZM107 47H109V46H107ZM173 47V46H172ZM232 47V46H231ZM234 47V46H233ZM252 47V46H251ZM264 47V46H263ZM25 48V49H26ZM84 48V47H83ZM94 48L98 51V53L97 54H95L96 53V51H94ZM174 48V47H173ZM34 48H32V50H33ZM36 49H38V48H36ZM87 49V48H86ZM175 49H176V47H175ZM179 49V48H178ZM223 49V48H222ZM28 50V49H27ZM141 50H143V49H141ZM145 50V49H144ZM171 50V49H170ZM228 50V49H227ZM227 50H224V51H227ZM18 51H20L19 53H18ZM25 51V50H24ZM84 51V50H83ZM178 51V50H177ZM231 50H229L228 52H230ZM28 52V51H27ZM31 52V51H30ZM36 53H37V51H35ZM35 52H34V54H35ZM106 52V51H105ZM154 52V51H153ZM227 52V53H228ZM234 52V51H233ZM18 53V54H17ZM24 53V52H23ZM23 53H21V54H23ZM43 53H40V54H43ZM102 53V52H101ZM155 53V52H154ZM214 53V52H213ZM223 53V52H222ZM28 54H30V53H28ZM32 54V53H31ZM70 54H72V56L70 55ZM94 54V55H93ZM127 54V53H126ZM125 54V57H128L127 55ZM129 54V53H128ZM33 55V54H32ZM36 55V54H35ZM38 56H39V54H37ZM89 55H93L91 58H90V56ZM96 55V56H95ZM99 55H100V58H99ZM233 55V54H232ZM234 55H235V53H234ZM241 55V54H240ZM15 56V55H14ZM20 56H22V55H20ZM34 56V55H33ZM68 57L69 56V59H70V56L71 57H73L74 56V59H73V61H72V63L70 64L69 62V64H70V66L68 65V66H66V61H67V59L64 61V57ZM98 56V57H97ZM154 56H155V54H154ZM11 57V58H10ZM18 57H19V55H18ZM37 57V56H36ZM35 57V58H36ZM242 57V56H241ZM9 58H10V60H9ZM21 58V57H20ZM26 58V57H25ZM34 58V59H35ZM38 58V57H37ZM36 58V59H37ZM101 58H104V59H102L101 60ZM132 58H133V56L131 57V55L127 58V60H128V63H130V64H132L133 63V60H132ZM155 58V57H154ZM8 61H7V60ZM14 59V58H13ZM17 59V58H16ZM23 59V58H22ZM36 59L34 60V61H36ZM2 60H1V62H0V65H2L1 63H2ZM40 60V61H41ZM53 60V59H52ZM56 60V61H55ZM96 60V61H95ZM108 60V59H107ZM242 60V59H241ZM244 60V59H243ZM246 60V59H245ZM244 60V61H245ZM18 61H19V59H18ZM32 61V60H31ZM44 61V62H45ZM69 61H71V59L69 60ZM161 61V60H160ZM262 61V60H261ZM264 61V60H263ZM262 61V62H263ZM12 62V61H11ZM39 62V61H38ZM37 62V63H38ZM43 61L42 62H40V63H44ZM87 62V61H86ZM93 62V61H92ZM94 62H93V65H95L94 64ZM246 62V61H245ZM9 63V62H8ZM14 63V66H15V61L13 62ZM13 63H11V64H13ZM17 63V65H18V63H20V62H16ZM83 63V64H82ZM243 63V62H242ZM259 63V62H258ZM10 64V63H9ZM21 64H23V63H21ZM21 64H19L17 67L19 68V66L21 65ZM135 64H136V62H135ZM162 64V63H161ZM236 64H238V63H236ZM240 64V66H241V63H239ZM244 64V63H243ZM41 65H43V64H41ZM149 65V64H148ZM8 66V65H7ZM7 66H5V72L6 73H8L7 71H6V69H7ZM11 66V65H10ZM38 66V65H37ZM237 67H239V65H236ZM235 66V67H236ZM3 67V66H2ZM2 67H0V69L2 68ZM17 67H14V68H16L15 70H13L12 72L14 73V71L16 72V70H18V68ZM39 67V66H38ZM90 67H92V64H91V66ZM109 67V66H108ZM37 68V67H36ZM161 68V67H160ZM240 68V67H239ZM256 68V67H255ZM4 69V68H3ZM9 69V68H8ZM40 69H41V67H40ZM109 69V68H108ZM123 69V68H122ZM153 69V68H152ZM164 69V68H163ZM237 69V68H236ZM235 69V70H236ZM264 69V68H263ZM10 70V69H9ZM8 70V71H9ZM22 70V69H21ZM162 70V69H161ZM2 71V70H1ZM0 71V75H1V72ZM25 76L28 78L27 79V83H28V85L30 84L31 86H29L28 88H30L31 87V90L30 91H28V93H27V95H26V93H25V95H26V99H27V101H28V109L26 110V111H24V112H21L19 109V107H20V105H21V101H19L18 99H16V98H18L19 96H16V94H15V96H13L14 94H12L11 95V97L10 98H7V100L9 101V102H11L10 103V106H9V108L6 110V111H4L3 113H1L0 114V167L1 168H4L3 167V165H5V164H7L6 162L7 161H9L10 159L14 162V163H20L21 162V164H22V161L24 160V158H25V156L28 154V152H32V147H28V146H26L27 144H29V141H35V142H42V143H45L47 146H48V152H49V154H50V156L51 155H54L55 154V152L57 151V150H59V149H64L65 150V152H64V154H62V155H60V156H58L57 158H55L56 160H53V162L54 163H50V165H48V167H47V169H48V171H46L45 173H47L46 174V176H45V173L44 174H42V173H40L43 169V167L44 166H42V168L40 167L39 168V170H41L40 172H39V170H37L36 168L35 169H29V170H27L26 172H25V175H24V179H25V183H26V190H27V192H28V194H29V197H28V199L26 200V199H24L23 201H22V204L17 208L16 207V210H15V208H12V209H14L15 211L14 212H11L10 210H9V208L8 207H10V205H13V202H12V204H10V203H8L7 201V205L6 204H2V202L3 201H5L4 199V197L5 196H8V195H10L12 192L11 191H15V190H12V188L10 187V188H8V185L6 186L7 188H5L4 190H2L1 192H3V194L1 193L0 194V264H32V260L34 259H37V258H39L38 260H37V264H67L68 263V261L69 260H71L72 262H75V264H79V261H82V260H85L86 258H89V257H94V258H99L100 259V257H102L104 254H105V251L107 250V248L112 244V242L114 241L113 239V236H111V235H113V233L114 234H116L115 233V231L114 232H112V230L113 229H115V230H118V229H116L117 227H116V224L118 223H116V221L115 220H117V219H115L114 220V218L116 217V215H118V214H120V213H124L123 211V209L125 208V204L127 203V200L128 199H130V200H132V198H128L127 200H125L123 203H122V205L124 206L123 208H121L120 207V205L117 207V209H116V211H114V213H113V211H112V213H113V215L111 216V217H109L107 214V216L109 217V220H107V221H114L115 222V227L116 228H112V227H114V226H111V231L110 232H112V233H107L108 235L106 236V238H105V236H104V238H103V236L101 237L102 239H103V242L101 243V245L99 246V247H97V248H94V246L93 245H96V243H92V239H90V238H92V237H88V234H87V236H86V232L88 233V230L90 229V228H88L89 226L91 227V224L90 225H88V227H87V222H88V220L91 218V216H92V214H90L91 212H93V211H91L90 212V210H92V209H94V208H90V207H88L91 203H89V205H88V202L87 201H92V200H94V199H96V198H98V196L100 195V193L101 192H107V189H110V187H109V185H107L106 184V182H104L103 183V181H105V180H102L101 179V177H100V175H101V170L102 169H104V168H102V167H107L108 168V170L110 169L111 170V174H110V172L108 173V174H110V175H112L113 173V176H121V174H123L124 173V171L126 170V168H127V170L130 168V162L132 161V160H134L135 158H137L140 154V157L142 156L143 157V155H142V153L141 152H144L147 148L149 149V147H153V152H155V155H156V157H157V159H155L156 157H154V159L153 160H157L158 161V158H159V163H160V161H162V162H168L169 163V165H170V167L171 166H173L174 168H181V169H183V172H184V170H186V171H190V172H192V164H190V165H188L185 161H189L190 159H186V153L184 154L183 152H181L180 151V148H181V144H184V143H181V142H179V140H183V138H185L184 137V135H185V133L186 132H189V131H186V130H188L187 129V127H186V130H184V128H183V126H182V124L181 123H178V122H175V118L174 117H172V116H165L167 119L165 120V122H161V124L162 123H164L163 124V126H162V128H160V127H158L157 129H159V130H154V131H152V130H150V131H152V132H150V136L149 137H145V139L146 140H143L144 138H143V135H140V134H142V133H139V131L140 132H142L143 131V129L140 127V129H142V130H140L139 128H137L136 129V131L139 129V131H138V133L135 131V129L133 130V131H135V133L136 134H134L133 135V133L134 132H132L131 130H129V133H127V134H132L133 136H131L130 137V135L129 136H127V137H129V138H131V139H129V140H131L132 142L131 143H129L131 146L129 147V146H126V149H130V153H128V151L125 149V151H123L124 149L122 148L121 149V147H123V146H119V144H118V146H114L112 149L109 147V148H107L106 150H104V151H100V152H98V153H96V155H91V154H86V156H79V155H77V156H74L73 154H74V152L72 153V152H70V151H72V150H74V148H76L77 147V145H76V141L74 140V137H73V139H71V137H67V138H69V139H67L66 138V135H64L65 136V140H63V141H61V140H55L54 138H53V136L54 135H56V134H58L59 132H57V130H56V128H55V126H56V124H55V122L53 123V121H52V119H50L49 118V110L46 108V105H45V101H46V99H45V96L44 95H42L41 93H40V90L41 89H44L43 88V85H44V83H38L37 85L35 84V86L33 85L32 86V84H34L36 81L35 80H37V76H33L34 75V67L29 63V64H27V66H26V68H25ZM90 71V70H89ZM91 71V72H92ZM95 71H93L92 72V76H93V73L95 72ZM155 71V70H154ZM237 71V70H236ZM236 71L234 72L235 74H236ZM260 71V70H259ZM11 72V73H12ZM18 72H19V70L17 71V74H18ZM98 72H95V73H98ZM197 72V71H196ZM4 73V72H3ZM5 73V74H6ZM10 73V74H11ZM11 74V75H14V77H17V76H15V74ZM38 73V72H37ZM90 73V72H89ZM95 73H94V75H95ZM99 73H98V75H99ZM108 73V74H107ZM123 73V72H122ZM4 74V75H5ZM16 74V75H17ZM82 74V73H81ZM257 74H259V73H257ZM8 75V74H7ZM19 75V74H18ZM48 75H50L48 78H46V76H48ZM52 75H55V77L53 78H50ZM70 75V76H71ZM89 76H91L90 74H88ZM112 74H111V72H110V75L108 76V77H110ZM126 75V74H125ZM260 75V74H259ZM40 76V75H39ZM39 76H38V79H40L39 78ZM62 76V77H63ZM66 76V77H67ZM71 76V77H72ZM88 76V77H89ZM91 76V77H92ZM122 76H123V74H122ZM247 76V75H246ZM4 77V76H3ZM3 77H1L2 79H6L7 77L5 76L4 78ZM14 77H8V78H14ZM34 77H36V79L34 78ZM66 77L65 78H62L61 79V81H64L65 82V79H66ZM91 77H89V78H91ZM95 77H98L97 76V74L95 75ZM232 77V76H231ZM235 77V76H234ZM0 78V79H1ZM18 78V77H17ZM24 78V77H23ZM23 78H21L20 77V81L22 82L23 81ZM32 78V79H31ZM34 78V79H33ZM57 78H55V79H57ZM73 78V79H74ZM84 78V77H83ZM88 78V79H89ZM93 78H94V76H93ZM106 78V77H105ZM105 78H103V79H105ZM114 78V77H113ZM127 78V77H126ZM125 78V79H126ZM16 79V78H15ZM22 79V80H21ZM30 79H31V81H35V82H32V83H30ZM64 79V80H63ZM85 79H86V77H85ZM85 79H84V81H85ZM97 78H95V80H96ZM100 79H99V77H98V79L96 80L97 82L98 81H100ZM102 79V80H103ZM109 79H111V78H109ZM109 79L108 78H106L105 80H107V81H105V82H107V83H109L108 81H109ZM215 79V78H214ZM238 79V78H237ZM247 79V78H246ZM246 79H241V80H243L242 81V84H244L243 82L246 80ZM257 79V78H256ZM261 79H263V81H264V77L263 78H260V80H259V82H261L262 80ZM7 80H9V79H7ZM18 80V79H17ZM58 81H59V79H57ZM69 80V79H68ZM67 80V81H68ZM71 80V79H70ZM91 81H95V80H92V79H90ZM101 80V81H102ZM112 80V79H111ZM241 80H240V82H241ZM5 80H3L2 82H4ZM20 81H19V83H18V85H20ZM49 82V83H53V82ZM79 82L81 81V80H78ZM89 81V80H88ZM113 81H115V80H113ZM125 81V80H124ZM1 82V83H2ZM7 83H5L4 82V84H2V86H3V89H5L6 90V87H7V89H8V81H6ZM14 80L12 81V82H10V85H11V91H12V86L14 85ZM45 82V81H44ZM64 82H62V83H64ZM77 82V81H76ZM78 82V83H79ZM83 82V81H82ZM82 82H81V84H82ZM105 82H103V84H105ZM151 82V81H150ZM155 82H157V81H155ZM215 82V81H214ZM235 82V81H234ZM0 83V84H1ZM25 83V82H24ZM37 83V82H36ZM59 83H60V81H59ZM93 83V82H92ZM91 83V84H92ZM96 83V82H95ZM212 83V82H211ZM210 81H208V82H206L205 84H204V86H203V89H200V90H198L196 93H194L195 95H194V97H195V102H194V109L193 110H191V107H192V105L190 104V102H188V100L187 101H185L184 103H181V104H183V106L185 107V109L190 113V115H193L194 113H197V112H199V111H201V110H205V109H208L209 107H211V108H213V109H215V108H217V106H213L212 107V105L214 104L213 102H215V104H218L217 103V101H219L218 99L220 98L219 97V94H220V96L222 97V95H221V93H219L220 92V90H221V88L223 87L222 85H217V86H214V85H212V86H214V88H212L210 91H212L211 93L210 92H208L207 93V97L206 98H204V99H202V93H203V90L204 91H206V89H204V88H206V87H210ZM237 83H239V82H237ZM5 84H7V85H5ZM54 84V83H53ZM53 84H50V85H52L53 86ZM89 82H88V86L89 85H91ZM96 84H98V83H96ZM102 84V83H101ZM158 84V83H157ZM240 84V83H239ZM264 84V83H263ZM18 85L17 86H15V91L19 88V87H21L22 88V86H19L18 87ZM46 85H48L47 83H46ZM55 85V84H54ZM57 85V84H56ZM56 85H55V88H56ZM60 85H61V87H60ZM60 85L59 86H57L58 88L60 87V88H62V84L60 83ZM79 85H80V83H79ZM111 86H112V84H110ZM113 85H115V84H113ZM140 85H142V84H140ZM160 85V84H159ZM23 86H24V84H23ZM49 86V85H48ZM77 86V85H76ZM107 86H109V84L107 85ZM116 86V85H115ZM114 86V87H115ZM139 86V85H138ZM145 86H147V88L146 89H143L141 92H140V94L138 93L137 94V98H139L140 100H141V102H145V100H146V102H145V104H147V105H144L147 109H145L144 110V108H141L140 107V105L138 106V107H132V105H131V107L129 108V109H131L132 110V108H135V110L133 109V111L135 112V111H137L138 112V110L139 111H141V114L143 115V113L145 112V111H147L148 112V109H150L151 107H154V106H158V104H160V105H163V104H166V103H163L162 102V104H161V99L163 98L161 95V97L162 98H159V93H160V90H161V88L159 89V87L154 83H152L151 82V84L149 83V86L148 85H144V86H142V87H145ZM249 86V85H248ZM261 86V85H260ZM259 86V87H260ZM33 87V88H32ZM90 87V86H89ZM88 87V88H89ZM257 87V86H256ZM17 88V89H16ZM48 88V87H47ZM53 88H54V86H53ZM63 88H65V87H63ZM62 88V90L64 91L65 89H67V88H65V89H63ZM112 89H113V86L111 87ZM111 88H109L110 90H111ZM141 88V87H140ZM1 89H2V87H0V91H1ZM2 89V90H3ZM14 89H13V91H14ZM26 89H27V85H26ZM210 89V88H209ZM223 89V88H222ZM255 89V88H254ZM5 90L4 91H2V94H4V92H5ZM22 90H23V88H22ZM24 90H25V88H24ZM23 90V91H24ZM29 90V89H28ZM45 90V89H44ZM70 90V89H69ZM68 90V91H69ZM73 90V89H72ZM7 91V90H6ZM11 91H10V93H11ZM66 91V90H65ZM115 91H117L118 92V90H114V92ZM137 91V90H136ZM135 91V92H136ZM224 91V90H223ZM8 92V91H7ZM7 92H5V93H7ZM16 92H18V91H16ZM15 92V93H16ZM20 92V91H19ZM22 92V91H21ZM20 92V93H21ZM26 92H27V90H26ZM71 92V91H70ZM74 91H72V93H73ZM82 92V91H81ZM85 92V91H84ZM88 92V91H87ZM134 92V93H135ZM224 92H226V91H224ZM264 92V91H263ZM1 93V92H0ZM9 93V92H8ZM76 93V92H75ZM74 93V94H75ZM111 93V92H110ZM120 93V92H119ZM129 93V92H128ZM125 94V95H129V94ZM133 93V94H134ZM162 93H164V92H162ZM228 93V92H227ZM45 94V93H44ZM70 95V97H72L73 96V94H71V93H69ZM79 94V93H78ZM112 94H116V93H113L112 92ZM112 94H110V96H112ZM121 94V93H120ZM209 94V95H208ZM229 94V93H228ZM19 95V94H18ZM77 95V94H76ZM81 95V94H80ZM107 95H109V94H107ZM136 95V94H135ZM225 95V94H224ZM2 96V95H1ZM5 96V95H4ZM82 96V95H81ZM110 96H107L109 99H108V101L110 100V102L113 100L114 101V103H115V101L116 102H118L117 100H115L114 98H116V97H118V96H116V95H114V96H116V97H114L113 99L112 98H110ZM124 96V95H123ZM130 96V95H129ZM206 96V95H205ZM264 96V95H263ZM23 98V97H25V96H23V95H21L20 97H19V99L20 98ZM77 97V96H76ZM130 97H132V96H130ZM135 97V96H134ZM231 97V96H230ZM73 98V97H72ZM119 98V97H118ZM117 98V99H118ZM123 98V97H122ZM136 98V99H137ZM143 98H145V100L143 101L142 99ZM165 98V97H164ZM2 99V98H1ZM3 99H4V97H3ZM10 99V100H9ZM75 99V98H74ZM77 99V98H76ZM78 99H79V97H78ZM77 99V100H78ZM104 99V98H103ZM121 99V98H120ZM125 99V98H124ZM123 99V100H124ZM132 99H134V98H132ZM135 99V100H136ZM182 99V98H181ZM228 99H229V97H228ZM6 100V102L4 101V103H6L7 104V101ZM12 100V101H11ZM122 100V99H121ZM126 100H130V99H128V98H126ZM126 100H125V102H123V105L125 106V104L124 103H126ZM139 100V101H140ZM217 100V101H216ZM25 101V100H24ZM102 101H104V100H102ZM105 101H107V100H105ZM182 101V100H181ZM180 101V102H181ZM230 101H232V99L230 100ZM229 101V102H230ZM2 102V101H1ZM78 102V101H77ZM109 102V103H110ZM131 103H132V100L130 101ZM130 102H127V104H129ZM228 102V103H229ZM237 102V101H236ZM101 103V102H100ZM103 103V102H102ZM101 103V104H102ZM104 103H106V102H104ZM108 103V104H109ZM113 103V102H112ZM118 103H121V101L120 102H118ZM135 103H136V101H135ZM137 103H139V102H137ZM136 103V104H137ZM234 103V102H233ZM6 104H5V106H6ZM97 104V103H96ZM111 104V103H110ZM109 104V105H110ZM136 104H133V105H136ZM144 104V103H143ZM212 104V105H211ZM94 106H92V108H90V109H88V113H87V117H86V119H85V122L83 121V120H81V119H76V121L74 122L75 124H77V127H79V125H83V124H81V123H84V128L83 129H85L84 131H82L81 129V132H83V134H86V140L87 141H90L91 139H94V138H99V137H101V135H102V133L105 131V129H106V125H107V127H108V124H109V122H108V124H107V122H106V117H103L101 114H105V113H103V111H104V109L105 108H103V109H101L100 108V105L99 104H97V105H99V107H97V105H95V104H93ZM119 105V104H118ZM118 105H116V106H118ZM231 105V104H230ZM234 105V104H233ZM27 106V105H26ZM62 106V105H61ZM115 106V105H114ZM114 106H110L112 109H113V107ZM120 106H121V104H120ZM119 106V107H120ZM129 106V105H128ZM128 106L126 107L127 109H128ZM232 106V105H231ZM236 106V105H235ZM7 107V106H6ZM102 107H103V105H102ZM149 107V108H148ZM158 107H160V106H158ZM157 107V108H158ZM227 107H228V105H227ZM5 108V107H4ZM23 108H25V107H23ZM110 108V110H112ZM118 108V107H117ZM116 108V109H117ZM121 109H123V106H121L120 107ZM125 108V109H126ZM226 108V107H225ZM224 108V109H225ZM230 108H232V107H230ZM238 109H239V107H237ZM62 109V108H61ZM99 109H101V110H103L102 112H100L101 110H99ZM115 109V110H116ZM119 109V108H118ZM124 109V110H125ZM126 109V110H127ZM129 109H128V111H129ZM136 109H138V110H136ZM152 109V108H151ZM150 109V110H151ZM156 109V108H155ZM227 109H229V108H227ZM226 109V110H227ZM241 109V108H240ZM4 110V109H3ZM120 110V109H119ZM123 110V111H124ZM149 110V112H151ZM222 110V109H221ZM231 110V109H230ZM114 111V110H113ZM122 111V112H123ZM186 111V112H187ZM228 111V110H227ZM238 111V110H237ZM236 111V112H237ZM64 112H66V110H64ZM63 112V114H65ZM108 112H110L109 110H108ZM121 112V111H120ZM119 112V113H120ZM124 112H126L125 113V115L124 116H126V114H127V111H124ZM133 112V113H134ZM107 113V112H106ZM118 113V114H119ZM217 113V112H216ZM225 113V112H224ZM229 113V112H228ZM241 113H243V112H240V116L242 115ZM68 114V113H67ZM66 114V115H67ZM108 114V113H107ZM114 114H115V112H114ZM113 114V115H114ZM121 114V113H120ZM120 114H119V116H120ZM132 114V113H131ZM130 114V115H131ZM146 114H148V113H146ZM145 114V115H146ZM172 114V113H171ZM218 114V113H217ZM236 114V113H235ZM234 114V115H235ZM138 115H140V112H139V114ZM150 115H151V113H150ZM220 115V114H219ZM233 115V116H234ZM112 116V115H111ZM136 116H137V114H136ZM156 116H157V114H156ZM223 116V114H221V117ZM229 116H231V115H229ZM233 116H231L230 118L232 119V117ZM240 116H235V117H237L236 119L233 117V120H234V122L238 119V117H240ZM107 117H109V116H107ZM117 118H118V115L116 116ZM133 117H134V115H133ZM79 118V117H78ZM113 118V117H112ZM123 118H125V117H123ZM144 118H146V117H144ZM83 119V118H82ZM109 119V118H108ZM126 119H128V117L126 118ZM132 119V118H131ZM130 119V120H131ZM136 118L134 117V120H135ZM222 119V118H221ZM231 119L230 120H228V121H231ZM121 121H122V119H120ZM129 120V119H128ZM127 120V121H128ZM137 120V119H136ZM239 120H241V118H239ZM81 121H83V122H81ZM162 121H163V118H162ZM134 122V121H133ZM137 122V121H136ZM234 122H229L230 123V125H231V123H233L234 124ZM239 123H240V121H238ZM112 122H110V124H111ZM119 123H121V122H119ZM119 123H116V124H119ZM126 123V122H125ZM125 123H123V124H125ZM176 124V128H174V129H177L176 131H177V133H178V136H176V138L178 137L179 139L178 140H176V138H175V140H176V142H174V143H169L168 142V138L170 137L169 135V133H168V131L169 130H171V129H169L168 130V128L171 126V125H173V124ZM237 123V122H236ZM260 123V122H259ZM24 124H26L27 126H26V128L24 127ZM129 124H131L130 123V121H129ZM134 124H136L135 122H134ZM179 124H181V125H179ZM225 124H227V120L225 119ZM224 124V125H225ZM238 124V123H237ZM55 125V126H54ZM115 125V124H114ZM121 125V124H120ZM263 125V124H262ZM124 126V125H123ZM123 126H117L118 127V129L119 128H122ZM131 126V125H130ZM138 126V125H137ZM229 126V125H228ZM227 125H226V127H228ZM234 126H236L235 124H234ZM233 125H232V128L234 127ZM126 127V126H125ZM124 127V128H125ZM154 128L156 127V126H153ZM225 127V126H224ZM225 127V128H226ZM231 127V126H230ZM80 128H81V126H80ZM110 128V127H109ZM109 128L108 129H106V130H108L109 131ZM129 129H130V127H128ZM172 128V127H171ZM225 128L224 129H221V130H225ZM76 129H78L79 130V128H76ZM110 129H112V128H110ZM114 130H115V128H114ZM113 130V131H114ZM122 130V134L124 133L123 132V129H120V131ZM108 131H106V133L108 132ZM113 131H112V133H113ZM117 130H115L114 132H116ZM119 131V130H118ZM117 131V132H118ZM119 131V132H120ZM125 131H126V129H125ZM131 131V132H130ZM172 131V130H171ZM229 131H230V129H229ZM110 132H111V130H110ZM110 132H108V133H110ZM116 132V133H117ZM127 132V131H126ZM223 132V131H222ZM107 133V134H108ZM148 133V132H147ZM152 133V134H151ZM228 132H226L225 134H227ZM231 133V132H230ZM78 134H80V132H78ZM107 134L105 135H103V136H106V138L109 136H107ZM121 134V135H122ZM144 134V133H143ZM145 134H146V132H145ZM144 134V135H145ZM63 135V134H62ZM73 136H74V134H72ZM77 135V134H76ZM82 135V133L79 135L80 137H83V136H81ZM111 135V134H110ZM118 135H119V133H118ZM149 135V133L147 134V136ZM230 135V134H229ZM263 135H264V128H262V126H259V124L257 123V124H255V125H253V126H251V128L249 129V135L247 136V139H246V143L248 144V146L249 147H252L253 148V146L255 147V145L256 146H259L258 144L259 143H262V141H263ZM99 136V137H98ZM140 136H142V140H140ZM56 138H58L59 137V135L57 136H55ZM140 137V138H139ZM224 137H228L227 135L226 136H224ZM230 137V136H229ZM77 138H79V137H77ZM104 138V137H103ZM106 138H105V140H106ZM109 138H111V137H109ZM133 138H134V140H133ZM181 138V139H180ZM243 139H245L244 138V136L242 137ZM75 139H76V137H75ZM83 139V138H82ZM117 138H115V140H116ZM120 139H121V137H120ZM127 139V138H126ZM228 140V138H225V140ZM242 139V140H243ZM79 140V139H78ZM77 140V141H78ZM101 140H103L102 139V137H101ZM101 140L100 141H98V142H100L101 144H102V142H101ZM110 140V139H109ZM185 140V139H184ZM214 140V139H213ZM225 140H224V142H225ZM26 141H27V144H26ZM79 141H82V140H79ZM108 141V140H107ZM122 141H123V139H122ZM126 141H128V139L126 140ZM125 141V142H126ZM161 141V142H160ZM238 141V140H237ZM241 141V140H240ZM239 141V142H240ZM84 142H85V140L82 142L83 144H84ZM98 142H94L95 143V145L96 146H98L99 147V145L97 144ZM104 143L103 144H105V141H103ZM110 142V141H109ZM108 142V143H109ZM158 142V143H157ZM183 142V141H182ZM212 142H215V141H212ZM239 142H238V144H239ZM244 142V141H243ZM243 142H242V144H243ZM81 143V142H80ZM87 143V142H86ZM107 143V144H108ZM82 144V145H83ZM128 144V145H129ZM162 144L163 145H165L166 144V146H165V148H167V152L165 153L164 152V149L162 148L163 146H162ZM225 144H228L227 142H225ZM236 144V143H235ZM235 144H234V146H235ZM242 144H240L241 146H240V148H242ZM264 144V143H263ZM33 145V144H32ZM42 145V144H41ZM94 145V144H93ZM91 146V147H95V146ZM123 145V144H122ZM233 145V144H232ZM103 146V145H102ZM107 146V145H106ZM214 146V145H213ZM237 146H239V145H237ZM245 145H243V147H244ZM261 146H262V144H261ZM82 147V146H81ZM91 147L89 148V149H91ZM127 147H129V148H127ZM184 148V147H183ZM182 148V149H183ZM197 148V147H196ZM245 149H246V146L244 147ZM244 148H243V150H244ZM258 148V147H257ZM142 149H143V151H142ZM147 149V151H145V153H146V157H147V153H149L148 151H150L151 152V150H148ZM202 150H203V148H201ZM247 149H248V147H247ZM37 150V149H36ZM77 150H79V149H77ZM93 150V149H92ZM96 150V149H95ZM186 150H187V147H186ZM200 150V149H199ZM224 150H226V149H224ZM263 150V149H262ZM80 151V150H79ZM84 151V150H83ZM212 151V150H211ZM240 151H242V149L241 150H239V152ZM258 151V150H257ZM39 152H41V151H39ZM81 152H82V150H81ZM88 152V151H87ZM153 152H151L150 154H152ZM82 153H84V152H82ZM125 153V154H124ZM128 155H127V154ZM211 153V152H210ZM234 153V152H233ZM259 153V152H258ZM79 154V153H78ZM144 154V153H143ZM218 154V153H217ZM250 154H252V153H250L248 150L247 151H243V152H241V154L236 158L237 160H236V162L237 161H243V163L245 162H249L250 161V159H251V155ZM38 155V154H37ZM45 155V154H44ZM158 155V156H157ZM199 155V154H198ZM212 155V154H211ZM236 155V154H235ZM255 155V154H254ZM46 156V155H45ZM49 156V155H48ZM151 156H154V155H151ZM204 156H205V153H204ZM232 156V155H231ZM230 156V157H231ZM27 157V156H26ZM38 157V156H37ZM203 157V156H202ZM201 157V158H202ZM208 157V156H207ZM254 157H256V156H254ZM254 157H252V159L254 158ZM10 158V159H9ZM33 158V157H32ZM50 158V157H49ZM52 158H53V156H52ZM153 158V157H152ZM152 158L150 159V160H152ZM192 158V157H191ZM250 158V159H249ZM9 159V160H8ZM26 159V158H25ZM37 159V158H36ZM35 159V160H36ZM46 159H48L47 157H46ZM147 159H148V157L146 158V160H145V155H144V160H145V162L147 161ZM231 159V158H230ZM34 160V161H35ZM37 160H41V159H37ZM52 160V159H51ZM83 160H85V162L84 163H86L85 164V167H83L85 170H86V172L87 171H90V170H97V173H96V175L94 176V177H92V176H90V178H88V176H85V175H82L79 179H78V181H77V183H75L76 185L75 186H68V188L66 189V188H64V190L63 189H61V192H59V194H57L56 192H52L51 191V189L52 188H50L49 186H51V185H54V186H58V179H60V178H62L63 176H65V177H70V176H72V174H76L77 176H79L80 174H79V170L81 169V162L83 161ZM139 161H140V158L138 159ZM232 160V159H231ZM254 160V159H253ZM11 161V162H12ZM25 161V160H24ZM29 161V160H28ZM44 161V160H43ZM136 160H134L131 164L133 165V163L135 162ZM197 161V160H196ZM195 161V162H196ZM209 161V160H208ZM208 161H207V163H208ZM235 161V160H234ZM10 162V163H11ZM52 162V161H51ZM138 161H136L135 163H137ZM142 162H143V160H142ZM148 162V161H147ZM146 162V163H147ZM152 162H154V161H152ZM161 162V163H162ZM166 162V163H167ZM201 162V161H200ZM219 162V161H218ZM228 162V161H227ZM231 162V161H230ZM251 162V161H250ZM26 163V162H25ZM44 163H45V161H44ZM61 163H68L67 165H65V166H68L67 167V169L65 170V172L63 173V171H61V170H59L56 166L57 165H59V164H61ZM158 163V164H159ZM160 163V164H161ZM165 163V164H166ZM197 163H198V161H197ZM229 163V162H228ZM228 163H227V165H228ZM232 164H233V162H231ZM241 163V162H240ZM244 163V164H245ZM38 164V163H37ZM36 163H35V165H37ZM39 164H41V162L39 163ZM139 164V162L137 163V165ZM148 164H149V162H148ZM194 164V163H193ZM206 164V163H205ZM56 165V166H55ZM132 165H131V167H132ZM137 165H135V167L137 166ZM146 165V164H145ZM145 165H144V168H146V170H150L151 169V167H150V169H148L147 167H145ZM161 165H163V164H161ZM207 165V164H206ZM205 165V166H206ZM237 165V164H236ZM249 165V164H248ZM41 166V165H40ZM134 166V165H133ZM139 166V165H138ZM148 166V165H147ZM151 166V165H150ZM153 166V165H152ZM164 166H167V165H164ZM204 166V165H203ZM230 166H231V164H230ZM7 167V166H6ZM27 167V166H26ZM35 167V166H34ZM59 167V166H58ZM63 167V166H62ZM79 167H80V169H79ZM135 167H134V169H135ZM149 167V166H148ZM155 167V166H154ZM161 167H163V166H161ZM161 167H159V165H158V168H161ZM194 167V166H193ZM197 167V166H196ZM198 167H200V165H198ZM19 168H20V166H19ZM100 168H102L101 170H100ZM137 168V167H136ZM141 168V167H140ZM153 168V167H152ZM202 168V167H201ZM228 168V167H227ZM235 168L236 167H234V170H235ZM238 168V167H237ZM246 168V167H245ZM23 169V168H22ZM79 169V170H78ZM132 169H133V167L131 168V171H132ZM154 169H156V168H154ZM164 169V168H163ZM172 169V168H171ZM195 169V168H194ZM228 169H230V168H228ZM240 169V168H239ZM3 170V169H2ZM11 170H12V168H11ZM107 170V171H108ZM136 170V169H135ZM141 170H143V169H141ZM141 170H140V174H137V177H135V176H133L134 177V179L133 180H136V182L135 181H133L132 180V182H135L134 183V185H133V183L130 181V178H128L129 179V181L131 182L129 185H133L132 186V188L129 190L127 187H129V185H127L126 187H125V190H126V192L128 191H131L130 192V194H134V195H136V193H138L139 194V192L140 193H145L147 190H148V177H149V175L147 176V174L148 173H150L151 172V170H152V172H153V169H151L149 172H147L146 174H142L141 173ZM200 171H201V169H199ZM231 170H233V169H231ZM1 171V170H0ZM4 171V170H3ZM17 171V170H16ZM44 171V170H43ZM63 173H61V172ZM138 172H139V170H137ZM170 171V170H169ZM175 171V170H174ZM198 171V170H197ZM18 172V171H17ZM21 172V171H20ZM77 172H78V174H77ZM85 171L84 170H82L81 169V173H84ZM85 172V173H86ZM129 172H130V170H129ZM129 172H125V174L126 173H129ZM136 171H134V173H135ZM151 172V173H152ZM229 172H230V170H229ZM232 172V171H231ZM234 172V171H233ZM239 172V171H238ZM92 173V172H91ZM105 173H106V171H105ZM168 173V172H167ZM189 173V172H188ZM187 173V174H188ZM193 173H194V171H193ZM199 173V172H198ZM125 174H124V176H122L123 178L125 177ZM129 174H131V172L129 173ZM133 174V173H132ZM164 174V173H163ZM176 174H178V173H176ZM192 174V173H191ZM6 175V174H5ZM19 175V174H18ZM195 175V174H194ZM109 176V175H108ZM108 176L106 177V179L108 178ZM128 176V175H127ZM130 176V175H129ZM132 176H130L131 178H132ZM151 176V175H150ZM177 176V175H176ZM232 176V175H231ZM1 177V176H0ZM16 177V176H15ZM72 177H76V176H72ZM71 177V178H72ZM174 177V176H173ZM172 177V178H173ZM181 177V176H180ZM192 177H194V176H192ZM10 178V177H9ZM21 178V177H20ZM64 178V177H63ZM170 178V177H169ZM179 178V177H178ZM114 179V178H113ZM177 179V178H176ZM196 179H197V177H196ZM195 179V180H196ZM199 179V178H198ZM236 179V178H235ZM3 180H5L4 178H3ZM108 180H110V176H109V178H108ZM121 180V179H120ZM126 180V179H125ZM192 180V179H191ZM9 181V180H8ZM11 181H13V179L11 180ZM119 181V180H118ZM124 181V180H123ZM122 181V182H123ZM128 181V180H127ZM185 181V180H184ZM187 181V180H186ZM63 182H65V181H63ZM122 182H120V183H122ZM238 182V181H237ZM1 183V182H0ZM13 183V182H12ZM54 183V184H53ZM62 183V182H61ZM60 182H59V184H61ZM73 183V182H72ZM107 183H112V186H113V181L111 180V182H107ZM190 183H192V182H190ZM8 184V183H7ZM21 184V183H20ZM51 184V185H50ZM55 184H57V185H55ZM180 184V183H179ZM187 184V183H186ZM193 184H194V182H193ZM235 184H238V183H235ZM246 184H248V183H246ZM67 185V184H66ZM117 185V184H116ZM123 185H125V184H123ZM251 185V184H250ZM21 186V185H20ZM111 186V185H110ZM112 186H111V188H112ZM122 186V185H121ZM228 186V185H227ZM234 186V185H233ZM1 187V186H0ZM52 187V186H51ZM116 187V186H115ZM120 187V186H119ZM124 187V186H123ZM243 187V185H241V189L243 190V189H245V187L246 186H244V188H242ZM14 188H15V186H14ZM19 188V187H18ZM113 188H114V186H113ZM121 188V187H120ZM232 188V187H231ZM231 188H229V189H231ZM235 188H236V190H238L239 189V187H238V189H237V185H236V187H234V191H236L235 190ZM248 188H250L249 190L248 189H246L245 191H243V193H241L243 196H241L242 198H244V194H246V195H248V194H250V193H252L251 191H253L252 189H251V187H249L248 186ZM185 189V188H184ZM223 189V188H222ZM59 190V189H58ZM116 190V189H115ZM125 190H124V193H125ZM219 190V189H218ZM250 191V193L248 192V191ZM255 190V189H254ZM23 191V190H22ZM123 191V190H122ZM155 191V190H154ZM153 191V194H155V195H158L157 194V191H155L154 192ZM229 193H230V191H232V189L229 191V190H227ZM16 192V191H15ZM127 192V193H128ZM163 192V191H162ZM223 192V191H222ZM224 192H226V191H224ZM238 192V191H237ZM258 192H264V188H260L259 189V191ZM23 193V192H22ZM113 193H115V192H113ZM126 193V194H127ZM229 193H225L226 195L227 194H229ZM232 193V192H231ZM234 193V192H233ZM232 193V195H234ZM248 193V194H247ZM13 194V193H12ZM11 194V195H12ZM117 194V193H116ZM125 194V195H126ZM130 194H128L129 196H130ZM131 195L132 197L134 196V195ZM141 194V195H142ZM147 194V193H146ZM224 194V193H223ZM222 194V195H223ZM4 195V196H3ZM123 195V194H122ZM124 195V196H125ZM152 195V194H151ZM164 195V194H163ZM162 195V196H163ZM205 195V194H204ZM231 195V194H230ZM238 195V194H237ZM237 195H235V196H237ZM23 196H25V195H23ZM146 196V195H145ZM144 196V197H145ZM228 196V195H227ZM240 196V195H239ZM238 196V197H239ZM10 197V196H9ZM17 197V196H16ZM20 197H21V195H20ZM106 197V196H105ZM126 197V196H125ZM136 197H139L138 195L136 196ZM154 196L152 195V198H153ZM156 197V196H155ZM154 197V199H156ZM205 197H206V195H205ZM222 197H225V200L227 199L226 198V196H222ZM229 197V196H228ZM232 197V196H231ZM109 198V197H108ZM134 198V197H133ZM158 198H159V195H158ZM172 198H175V196L173 197V195H172V191H168L161 199L163 200V202L164 203H169V201L172 199ZM240 198V197H239ZM241 198V199H242ZM11 199V198H10ZM116 199H118V198H116ZM137 199V198H136ZM140 198H138V200H139ZM150 199V198H149ZM208 199H209V197H208ZM230 199V198H229ZM232 199V198H231ZM231 199L230 200H228V201H231ZM257 199H258V197H255V199L253 200L254 201V203L255 202H258V201H262V200H264V199H262V200H258L257 201ZM15 200V199H14ZM135 200V199H134ZM206 200H207V198H206ZM205 200V202H207ZM20 201V200H19ZM152 202H150V203H153V199L151 200ZM194 201V200H193ZM233 201V200H232ZM252 201V200H251ZM253 201H252V203H253ZM9 202H10V200H9ZM85 202H87V207L88 208H86V206H84V203ZM96 202V201H95ZM113 202V201H112ZM129 202V201H128ZM131 202H133V201H130V203ZM147 202V204L149 203L148 201H146ZM154 202H155V200H154ZM157 202V201H156ZM161 202V201H160ZM192 202V201H191ZM196 202V201H195ZM234 202H236V200L234 201ZM233 202V203H234ZM238 202V201H237ZM99 203V202H98ZM98 203H96V204H98ZM134 203V202H133ZM137 203V202H136ZM182 203V202H181ZM208 203V202H207ZM225 203V202H224ZM231 203V202H230ZM9 204V205H8ZM14 204H15V202H14ZM93 204V203H92ZM132 204V203H131ZM137 204H139V203H137ZM154 204V203H153ZM152 204V205H153ZM161 204H163V203H161ZM170 204V203H169ZM190 204V203H189ZM196 204H197V202H196ZM196 204H194V205H196ZM202 204H204V203H202ZM232 204V203H231ZM231 204H230V206H231ZM250 204H251V202H250ZM256 204H258V203H256ZM3 205V206H2ZM116 205H118V204H116ZM133 205V204H132ZM148 205H151V204H148ZM156 205V204H155ZM154 205V206H155ZM191 205V204H190ZM192 205H193V203H192ZM191 205V207H193ZM205 205V204H204ZM208 205H209V203H208ZM233 205V204H232ZM236 205V204H235ZM260 205V204H259ZM6 206V207H5ZM8 206V207H7ZM95 206H97V205H95ZM114 207H112V208H115V205H113ZM206 206H207V204H206ZM206 206H204V208L206 207ZM254 206V205H253ZM127 207H128V210L126 209L125 210V213L126 212H129V210H131V209H129V205L127 204ZM138 207V206H137ZM142 207H144L143 205H142ZM140 208V210L141 209H144V208ZM147 207H149V206H147ZM157 207V206H156ZM159 207V206H158ZM185 208H186V205L184 206ZM184 207H183V209H184ZM236 207V206H235ZM250 207V206H249ZM255 207H257V206H255ZM6 208H8V210L6 209ZM11 208V207H10ZM90 208V209H89ZM111 208V207H110ZM111 208V209H112ZM130 208H132V207H130ZM151 208H152V206H151ZM154 208V207H153ZM152 208V209H153ZM163 208V207H162ZM195 208H196V206H195ZM194 208V209H195ZM199 209L201 208L202 210H203V208L201 207V205L198 207ZM198 208H196V209H198ZM252 208V207H251ZM88 209H89V211H88ZM133 209V208H132ZM135 209V208H134ZM138 209V208H137ZM148 209V208H147ZM156 208H154L153 210H154V213L156 212V210H155ZM159 209V208H158ZM157 209V210H158ZM160 209H161V207H160ZM169 209V208H168ZM171 209V208H170ZM173 209V208H172ZM194 209H190L191 211H193ZM211 209V208H210ZM246 209V208H245ZM255 209V208H254ZM100 210V209H99ZM150 210V209H149ZM148 210V211H149ZM152 210V211H153ZM166 210V209H165ZM176 210V209H175ZM185 210V213H183L184 215L182 216L183 218V221H182V219H179V220H181L182 222V224L181 223H178V218H177V221H176V219L173 217V215H172V219H171V221H173L175 224H176V230H179L180 228L178 227V226H182L183 225V223L185 222V223H187L188 224V222H186V220L185 219H189L188 217H189V213H188V211H189V208H187V209H184ZM209 210V209H208ZM226 210V209H225ZM247 210H248V207H247ZM256 211H254V213H256V219L259 221V220H261V222L263 221L264 222V203L262 202V205L261 206H259V209H255ZM108 211H110L111 212V210L109 209ZM135 211V210H134ZM144 211V210H143ZM147 211V212H148ZM168 211V210H167ZM172 211V210H171ZM183 211V210H182ZM195 212H196V210H194ZM246 211V210H245ZM244 211V212H245ZM90 212V213H89ZM106 212V211H105ZM130 212H132V210L130 211ZM139 212V211H138ZM151 212V211H150ZM165 213H167L166 211H164ZM173 213H174V211H172ZM184 212V211H183ZM124 213V214H125ZM133 213H135V214H137V212L135 211V212H133ZM204 213H205V211H204ZM203 213V214H204ZM207 213V212H206ZM205 213V214H206ZM211 213V212H210ZM217 213H219L218 211H217ZM247 213V212H246ZM249 213V212H248ZM247 213V214H248ZM94 214V213H93ZM109 214V213H108ZM123 214V215H124ZM139 215H141L140 214V212L138 213ZM137 214V215H138ZM151 215L153 214L152 212L150 213ZM175 214V213H174ZM195 214V213H194ZM193 214V215H194ZM198 214H200V210H199V212L196 214V215H198ZM202 214V215H203ZM129 215V217L132 215V214H128ZM138 215V216H139ZM149 215V214H148ZM158 215V214H157ZM160 215V214H159ZM165 215V214H164ZM207 215V214H206ZM205 215V216H206ZM221 215V214H220ZM246 214L244 213V216H245ZM250 215V214H249ZM98 216V215H97ZM122 216V215H121ZM120 216V217H121ZM133 216V215H132ZM145 216V215H144ZM143 216V217H144ZM153 216H154V214H153ZM192 216V215H191ZM201 216V215H200ZM243 216V217H244ZM247 216V215H246ZM245 216V217H246ZM93 217V216H92ZM107 217V218H108ZM143 217L141 216V218H140V222H141V220H142V222H143ZM202 217V216H201ZM207 217V216H206ZM97 218V217H96ZM99 218V217H98ZM104 218V217H103ZM110 218L112 219V220H110ZM119 218V217H118ZM123 218H125V217H123ZM123 218H122V220H123ZM137 218V217H136ZM146 218V217H145ZM152 218V217H151ZM159 218V217H158ZM170 218V217H169ZM181 218V217H180ZM191 218V217H190ZM205 218V217H204ZM255 218V217H254ZM253 218V220H255ZM126 219H129V218H127L126 217ZM133 219V218H132ZM131 219V220H132ZM147 220H148V217L146 218ZM150 219V218H149ZM156 219V218H155ZM251 219H252V217H251ZM94 218H93V222H94ZM120 220V219H119ZM122 220H120V221H122ZM125 220V219H124ZM123 220V221H124ZM135 220H137V219H134V221ZM152 220V219H151ZM150 220V221H151ZM163 220V219H162ZM185 220V221H184ZM202 220V219H201ZM249 220V219H248ZM91 221H92V218H91ZM97 221V220H96ZM119 221V222H120ZM129 221V220H128ZM133 221V222H134ZM145 221V220H144ZM161 221V220H160ZM166 221H169V220H166ZM187 221H189V220H187ZM190 221H192V220H190ZM214 221V220H213ZM113 222V223H114ZM130 222H132V221H130ZM136 222H139V219H138V221H135L134 223L136 224ZM139 222V223H140ZM147 222V221H146ZM180 222V221H179ZM193 222V221H192ZM198 222L200 223V221L198 220ZM201 222H203V221H201ZM251 222H254V221H251ZM96 223V222H95ZM97 223H98V221H97ZM112 223V225H114ZM122 223H124V222H122ZM164 223H166V222H164ZM173 223V224H174ZM179 225H178V224ZM184 223V224H185ZM260 223V222H259ZM88 224H89V222H88ZM108 224H109V222H108ZM111 224V223H110ZM127 224H128V222H127ZM133 224V223H132ZM131 224V225H132ZM143 223H141V225H142ZM149 224V228L151 227V224L150 223H148ZM153 224V223H152ZM158 224H160V225H162V222L160 223H158ZM158 224H156V225H158ZM170 224V223H169ZM193 224V223H192ZM205 224V223H204ZM203 224V225H204ZM215 224V223H214ZM93 225V224H92ZM130 225V226H131ZM137 225V224H136ZM144 225H145V222H144ZM143 225V226H144ZM147 225V224H146ZM166 225H167V223H166ZM178 225V226H177ZM203 225H202V227H203ZM213 225V224H212ZM217 225V224H216ZM215 225V226H216ZM122 226V225H121ZM123 226H125V223H124V225ZM142 226V227H143ZM164 226H165V224H164ZM172 226L173 225H171V228H172ZM188 226H190V225H188ZM192 226V225H191ZM93 228L95 227V225H93L92 226ZM91 227V228H92ZM103 227V226H102ZM134 227V226H133ZM140 227V226H139ZM146 227V226H145ZM148 227H147V229H148ZM154 227V226H153ZM163 227V226H162ZM161 227V228H162ZM179 229H178V228ZM185 227V226H184ZM193 227V226H192ZM201 227V229L202 230H199L198 232V234L196 235V233L194 234L195 236H193V237H195L194 239V241H192V239H191V241L192 242H190L192 245H193V247H194V249H195V246H196V243L197 242H199V240H204V238H206L205 236H207V235H209V232H208V234L207 235H205L206 233V231L207 230H209V229H204V228H202ZM206 227V226H205ZM213 227V226H212ZM101 228V227H100ZM104 229H102V230H100V229H98V226H96V228L95 229H93V230H95V231H93V232H96V230H97V232L99 231H101L100 233H97L96 232V235H97V237H94V233H92L93 234V238H95L94 240L96 241V238H98L99 236H101L102 234H105V232H106V230H105V226L103 227ZM107 228V227H106ZM127 228V227H126ZM152 228V227H151ZM150 228V229H151ZM155 228H156V226H155ZM159 228V227H158ZM167 228H168V226H167ZM170 228V227H169ZM188 228H190V227H188ZM209 228V227H208ZM108 229V228H107ZM110 229V228H109ZM134 229H136L135 227H134ZM143 229V231L146 229H144V227L142 228ZM154 229V228H153ZM160 229V228H159ZM172 229H174V228H172ZM182 229V228H181ZM185 229V228H184ZM205 230V232H204V230ZM211 229H213V228H211ZM92 230V229H91ZM104 230H105V232H104ZM122 230H123V228H122ZM122 230H120V231H122ZM138 230V229H137ZM141 229L139 228V232L140 233H142L141 231H140ZM157 230V229H156ZM162 230V229H161ZM161 230H159V231H161ZM163 230H164V228H163ZM166 230V229H165ZM170 230V229H169ZM175 230V229H174ZM174 231L173 232V230H171V232L172 233H174V234H176L177 233V231ZM188 230V229H187ZM102 231L104 232V233H102ZM124 231V230H123ZM122 231V232H123ZM127 231V230H126ZM146 232H149V229H148V231L147 230H145ZM155 230H153V232H154ZM185 231V230H184ZM192 231V230H191ZM90 232V231H89ZM134 232V231H133ZM137 232V231H136ZM162 232V231H161ZM169 232V231H168ZM188 232H190V230L188 231ZM194 232V231H193ZM118 233L119 234H121V232H119V230H118ZM125 233V232H124ZM123 233V236L124 235H126V234H124ZM135 233V232H134ZM138 233V232H137ZM143 233H145V232H143ZM150 233V232H149ZM156 233V232H155ZM186 233V232H185ZM192 233V232H191ZM91 234V233H90ZM91 234V235H92ZM98 234H99V236H98ZM118 234V235H119ZM136 234V233H135ZM148 234V233H147ZM152 234V233H151ZM150 234V235H151ZM158 234V233H157ZM164 234V233H163ZM174 234H170V232L169 233H167V235H166V233H165V235H166V237L164 236V238H162V239H164L163 240V242H166V241H169V239L170 238H172L173 236H174ZM177 234H179V231H178V233ZM181 234H182V232H181ZM193 234V233H192ZM95 235V236H96ZM132 235V234H131ZM139 235V234H138ZM137 235V236H138ZM149 235V234H148ZM155 235V238H156V234H154ZM159 235V234H158ZM170 235H171V237H170ZM180 235V234H179ZM188 235H189V233H188ZM90 236V235H89ZM109 236H111V237H109ZM115 236V235H114ZM133 236V235H132ZM143 236V235H142ZM229 236V235H228ZM118 237V236H117ZM127 237V236H126ZM129 237V236H128ZM127 237V238H128ZM136 237V236H135ZM139 237H141V236H138L137 238H139ZM146 237V234H145V236H144V238ZM161 237H162V235H161ZM177 237V236H176ZM185 237H187L186 236V234H185ZM101 238H99V241L97 240V243L98 242H100V240H101ZM108 238V239H107ZM119 238H120V236H119ZM122 238V237H121ZM124 238V237H123ZM134 238V237H133ZM149 238H151V240L152 239H154V238H152V236L151 237H149ZM159 238H160V236H159ZM159 238H157V239H155V240H160ZM175 238V237H174ZM192 238V237H191ZM232 238V237H231ZM230 237H229V239H231ZM116 239V238H115ZM126 239V238H125ZM131 239V241H134V239H132V238H129V240ZM161 239V240H162ZM229 239L227 238V240L229 241ZM93 240V241H94ZM128 240V239H127ZM126 240V241H127ZM141 240H143L144 241V239H143V237H141ZM146 240H148L147 238H146ZM145 240V241H146ZM154 240V241H155ZM202 240V241H203ZM220 240V242H221V238L219 239ZM222 240H223V242L226 240V236H225V238L223 239L222 238ZM226 240V241H227ZM235 240H237V238L235 239ZM94 241V242H95ZM124 240L122 239V241H121V243H124L123 242ZM131 241H130V243H131ZM172 241V240H171ZM174 241V240H173ZM172 241V242H173ZM225 241V242H226ZM231 241V240H230ZM250 241V240H249ZM120 242V241H119ZM118 242V243H119ZM135 242V241H134ZM136 242H138V241H136ZM135 242V243H136ZM148 242V241H147ZM156 242V241H155ZM159 242V241H158ZM161 242V241H160ZM232 242H234V241H232ZM237 242H238V240H237ZM253 242V241H252ZM251 242V243H252ZM121 243H119V244H121ZM129 243V242H128ZM151 243H153V241H151ZM227 243V242H226ZM230 243V242H229ZM250 243V244H251ZM254 243H256L257 244V241L256 240H254ZM126 244V243H125ZM142 244V243H141ZM156 244L157 243H155V246H156ZM219 244V243H218ZM223 244V243H222ZM232 244V246H233V244L234 243H231ZM230 244V245H231ZM249 244V243H248ZM98 245H99V243H98ZM97 245V246H98ZM127 245V244H126ZM134 245V244H133ZM146 245H147V243H146ZM152 245V244H151ZM154 245V244H153ZM221 245V244H220ZM254 245V244H253ZM35 246H38V248H39V246H40V248L42 249L41 251H39V249L37 250V251H39L40 252V255L37 253V252H35V251H33V250H36V248H35ZM43 246H45V248H43ZM132 246V245H131ZM138 246V245H137ZM150 246V245H149ZM155 246H153L154 248H155ZM179 246H182V244L181 245H179ZM179 246H177L178 248H181V247H179ZM184 246V245H183ZM189 246V245H188ZM203 246V245H202ZM218 246V245H217ZM224 246H226V245H224ZM227 246H228V243H227ZM134 247V246H133ZM145 247V246H144ZM186 247V246H185ZM197 247V246H196ZM205 247V246H204ZM202 248L200 245H199V248H202L201 250H198V247H197V250H198V254H200L201 255V257H205L204 256V254L206 253V254H208L207 252H205L204 250H206L205 248ZM251 247V246H250ZM256 247V246H255ZM33 248H35V249H33ZM111 248H113V247H111ZM121 248V247H120ZM128 248H130V246L128 247ZM138 248V247H137ZM217 248V247H216ZM225 248V247H224ZM223 248V245H222V247H218V249H224ZM232 248H234V247H232ZM254 248V247H253ZM45 249H47L45 252L43 251V250H45ZM116 249V248H115ZM124 249H126V248H124ZM131 249V248H130ZM139 249H140V247H139ZM148 249H149V252L150 251H152V249L150 250V248L148 247ZM148 249H146V247H145V249L144 250H148ZM204 249V250H203ZM235 249V248H234ZM237 249V248H236ZM235 249V250H236ZM252 249V248H251ZM256 249V248H255ZM259 249V248H258ZM258 249H256V250H258ZM154 250V249H153ZM209 250V249H208ZM207 250V251H208ZM222 250H220V252L222 251ZM226 250V249H225ZM225 250H224V252H225ZM241 250V249H240ZM255 250V251H256ZM108 251V250H107ZM122 250H120V252H121ZM126 251H128L127 249H126ZM212 251V250H211ZM210 251V252H211ZM213 251H216V250H213ZM218 251V250H217ZM227 251V250H226ZM229 251V250H228ZM233 251V253H234V250H232L231 249V252ZM239 251V250H238ZM241 251H243V250H241ZM253 252L252 253H255L254 252V249L252 250ZM259 251V250H258ZM257 251V252H258ZM34 252L36 253L35 255H37V256H39V257H37V256H35L34 255ZM41 252H43V253H41ZM119 252V251H118ZM148 252V253H149ZM195 252V251H194ZM197 252V251H196ZM195 252V253H196ZM223 252V251H222ZM247 252V251H246ZM148 253H147V255H148ZM213 253V252H212ZM211 253V255H214L215 256V258L217 257L216 256V254H218V252H215L214 254H212ZM237 253V252H236ZM239 253V252H238ZM245 252H243V254H244ZM248 253H250V252H248ZM251 253V254H252ZM262 253V252H261ZM260 253V254H261ZM118 254V253H117ZM120 254V253H119ZM122 254H124V253H122ZM122 254H121V256H122ZM126 254V253H125ZM124 254V255H125ZM205 254V255H206ZM220 254V253H219ZM225 253H223V255H224ZM228 254V253H227ZM231 254V253H230ZM241 255V257L243 256H245V254L244 255ZM249 255V256H252L253 257V255ZM222 254H220V256H221ZM222 255V256H223ZM255 255V254H254ZM256 255H258L257 253H256ZM255 255V256H256ZM37 257V258H35V257ZM119 256V255H118ZM164 256H165V254H164ZM198 255H196V257H197ZM209 256H210V254H209ZM209 256H208V258H209ZM219 256V257H220ZM226 256L227 255H225V258H226ZM236 256V255H235ZM264 256V255H263ZM158 257V256H157ZM156 257V258H157ZM227 257H230V256H227ZM232 257H234V256H232ZM237 257H238V255H237ZM241 257H239V258H241ZM247 256H245V258L244 259H247L246 258ZM116 258H118V257H116ZM162 258V257H161ZM166 258V257H165ZM169 258V257H168ZM167 258V259H168ZM213 258V257H212ZM222 259H223V257H221ZM239 258H237V259H239ZM251 258V257H250ZM254 258V257H253ZM211 259V258H210ZM221 259V260H222ZM257 259V258H256ZM33 260V261H34ZM155 260V259H154ZM154 260H153V264H154ZM189 260V259H188ZM198 260H200V258L198 259ZM202 260H204L203 262L205 263V264H207V262H205V259H201L200 261H202ZM218 260V259H217ZM216 260V261H217ZM224 260V259H223ZM222 260V261H223ZM243 260V259H242ZM253 262H252V261ZM251 262L252 263H250V264H263V260H259V259H257V261H255V258L254 259H252L251 258ZM39 261V262H38ZM152 261V260H151ZM159 261V259L158 260H156V262H158ZM163 261H164V259H163ZM163 261H160V262H162V264H164L163 263ZM215 261V259L213 258V261H212V259L210 260V262L211 263H209V264H212L213 262ZM219 261V260H218ZM237 261H239V260H237ZM244 261V263L243 264H245V260H243ZM247 261V260H246ZM249 261V258H248V263L250 262ZM24 262V263H23ZM166 262L167 263H169L167 260H166ZM189 262V261H188ZM203 262H199V264H204ZM231 262H232V260H231ZM230 261H228L227 263H231ZM234 262V261H233ZM232 262V263H233ZM241 262V261H240ZM132 263V262H131ZM181 263V261L179 262L178 260H172V262L170 261V264H180ZM215 263V262H214ZM213 263V264H214ZM217 263V262H216ZM215 263V264H216ZM219 264L221 263V262H218ZM231 263V264H232ZM156 264V263H155ZM158 264V263H157ZM183 264V263H182ZM223 264V263H222ZM234 264V263H233ZM238 264V263H237Z\"/></svg>","mask_w":264,"mask_h":264}]
</instances>
